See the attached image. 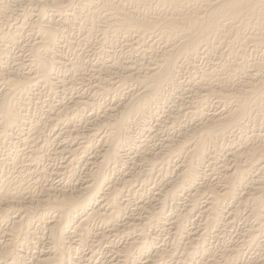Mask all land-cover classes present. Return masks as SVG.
I'll return each instance as SVG.
<instances>
[{
  "label": "bare ground",
  "instance_id": "bare-ground-1",
  "mask_svg": "<svg viewBox=\"0 0 264 264\" xmlns=\"http://www.w3.org/2000/svg\"><path fill=\"white\" fill-rule=\"evenodd\" d=\"M6 1V0H5ZM10 1V0H9ZM28 1V0H27ZM30 1V0H29ZM33 1V0H32ZM74 1V0H73ZM119 1V0H117ZM123 1H127V3H132L134 2L138 8L139 7H143L146 4H150L152 1H154L153 5L156 7H162L161 11L162 13H157L154 15H149L147 12H145L143 10L140 11L142 13H138L137 11H130V10H126L124 9V5L122 6V2ZM122 2L118 3L114 0H78L79 6H82L84 8L87 7L88 12L84 15L83 18L90 20L94 22V19H96L97 17H102L108 27V29H105L106 31H110L112 34H120L123 33L122 36H124V34L128 35V33H135V39L138 41V43H140L139 45H142L141 43L142 40L144 41L145 37H151L157 40H161L163 41L161 44L163 45L161 51L159 53H155L156 55L151 56L150 60L147 62V64H145L146 66V70H141V69H137L134 68L136 62H134L132 64V61L129 62V64L125 65V62L123 65H125L124 67L126 68V71L124 70L123 72H120L121 74H119L118 78L119 81L117 82L116 80L118 78H115L116 82L115 85L119 88L124 87V84H127L128 87L130 85H133V83L135 82L134 86L139 84V86H137L138 88H136L135 86V90L130 89V90H134V91H127L131 92L130 96L127 97V100L122 104H119V108L116 112V110L114 111L113 105L112 108L109 107V109L103 113V115L99 114L98 119H96L93 123L94 127L93 130L94 132L92 133V136L94 137H98V141L100 142L101 146L103 147L101 150H98L96 155L99 154L100 156V160L97 161V163L95 164V169L94 170H90L89 173L81 180L77 179L78 182L74 183V186L71 185V188L67 189L66 186L64 185H55L52 182H47L46 184H42L40 185L39 181L40 180H36L34 177H30V175L32 174L33 170L36 168H34L29 174L21 175V170L17 171V169H24L26 167L23 166V162L25 161H29L30 163H32L34 161V159H36L37 157H41L38 156V154L40 153L41 149L43 147H41L39 145V143L37 142L38 138L40 139V136L42 135L41 132V128L40 125L38 126L37 121L38 120H34L35 121H30V122H26L25 118L26 116H24V114L22 113V110L19 109L20 107L17 106V103L19 105V102L15 101L16 95H21L24 93H26V90H29L28 87L30 86V84H35L36 83L40 85V83L44 84L45 86H47L46 88H53L54 85H56V79L54 77V69H56L55 67L57 66V64L61 63L65 65V63H63L62 59L61 61H59L58 59V54L57 52L59 50H56L57 46V42H58V35H57V28L55 27V23H53V18L51 20H46V14H48L46 12V9H52L53 12L56 11V13L60 14L61 16L63 15V13L65 11H67V8L69 7V4L71 0H34V4L31 6L33 7V10L36 8H34V6H37V12L34 13L35 15V19L31 20L32 22V27H34V31L37 30V33H39V40L33 42L32 44H30V52L28 51V53L30 54L31 57V62L34 66V68L32 69V72L27 69L26 71H29L30 73H22L21 74L18 73L17 74H11V72L7 73L6 75V81L4 82L6 85L7 90L5 91V93L1 96L0 94V147L6 143L5 138L7 137L8 139V135H10L9 133H13L14 130H16L15 132H17V130L19 131H23L25 134V137H23V143L24 144H28V143H32L30 145H28V147L30 146V148L27 150V158L24 159L25 157H23L24 160H22L23 162L20 164V167L16 168L17 173L15 175H11L14 174L11 173V176H5V177H1L0 178V264H25V254H26V249L27 247H30V245H35V246H42V242L40 241V238L38 240V235L36 238H34V233H32L30 228V224L33 223H25V221L23 220V217L21 220H13L10 224H7V218L10 216L11 213H15L18 211V213L21 211L19 209H22L25 213L26 216L33 212L35 209H38V211L40 210L41 212L38 213L37 217L38 220H35L34 223H36L37 221H40L41 224L43 225H47L46 227H48L49 232L48 235H50V239L48 241V246H47V252L42 253L41 255H38L34 258H32L29 262V264H66V262L70 261L71 255L73 253V250H75L73 248V245H75V248L77 246L80 247H86L87 248H91L97 244H101L106 242V239H108L107 237L105 238V231L102 232H97L94 231L95 229H92V227L90 225V223H93L94 221H96L98 224H100L103 227H106L109 229L110 232L112 233H119L127 235L126 238L129 236L128 233L129 230L131 229H135L134 228V221L135 216H137L135 213L136 212H142V213H146L144 215L143 218L144 220L146 219V222L148 223L147 220L150 221L151 218L153 217H160V212H161V208L159 210H155V208H150L149 207V203L148 205H143L140 206L138 204V206H135L133 209H131V207H128V203H129V199L124 198L125 196V185H131V183H133L134 180H137V177L140 176L139 180L142 181H146L148 180V178L152 175V169L154 170V167H159L157 168L159 172L157 174H161V172L159 170H168L169 169V160H172L171 158L173 156H178L180 158H182L181 162V166L180 170L178 171V173L175 176H170L169 179H167V181L164 184V187L162 188L163 191L160 192V195H163V197L165 196L166 198L168 197L169 200H173L175 201L174 203L178 202L181 198H185L188 203H189V208H186L185 212H180L179 214H175L176 216L171 219L168 220L169 225L167 226V230L168 227H170L173 230L174 236L177 235L179 236L178 239H173V243L171 241V247L169 249L164 248V246L162 245L163 248H157L156 250L154 249L153 252H149L147 253L145 257V260L143 262V264H156L158 261L164 260V259H175V264H191L193 261H196L195 264H237L235 263L236 259L239 257V253L240 250L239 247L234 246V247H229L227 249H223L221 250L220 253V258H211L210 257V246L207 243V239H206V235H208L207 233L212 229L215 228V230H218L216 228L221 227L222 225L225 226V228L229 225H227V223L231 222V220L229 222H224V217L226 215H230L235 216L237 214H235L237 212V209H239L238 207L241 205L243 207L242 204H250V210L248 213V216L254 217L255 221H256V226L255 228H250L249 227L246 229L245 234L246 236L249 238L248 241L249 242H245L243 241V244H251L254 245L256 247V249L260 252H262V250L264 251V237L263 239H261L260 235L264 234L262 233L264 231V141L258 138V136L260 135L258 132L257 135L254 134H249L244 136L243 138V149L241 150H232L230 153V156L232 158H230L231 165H227L226 163H228L227 161L225 163H220V165L216 166V168H211L212 169H217L220 170V172L222 173L221 178L218 176V178H220V180L216 183L212 182H203L201 179V183H195L196 180L198 179V177L200 176V170L202 172V168L200 167L201 164L204 163L205 160V156L206 154H208V146L210 144L216 145V147H220L219 142L223 141L225 139V137H227L226 135L231 132V134L235 131V130H243V128H245L244 125H246V122L244 123V121H246L247 119L249 120V118H252L254 116H259V115H263L264 113V63L260 62V63H256L255 65H251L249 68L250 71L245 74L247 76H242V80H239L237 83H235V85L229 81H221L223 79H221L220 77V83H215L216 79L215 77L218 75V77L220 76L219 73H223V67H219L220 69H214V68H210L209 69H199V71L194 73L196 74L197 80L196 82L192 79L190 81H194L193 83H196V87H200L205 91V95H203L201 92H199L200 94H202L203 96L201 97V95L199 97H201V100H194L196 101L195 104V108L191 111L193 112L196 117L199 119V122L197 124V129L196 131L194 130V133L189 134L186 133L185 135L181 134L182 132L178 134H174L175 136H177L176 138H171V134L167 136L169 138L167 139H159L160 141V147H162V145H164L163 148L161 149H157L154 148V144H150L149 145V139H144L141 142H139L138 144H136V146H134V148H131L134 150V154H130L129 156L128 153L126 155V158L128 157V162L132 163L133 165H136L138 162L142 163L141 167L138 169L137 172H134L135 174L132 176V172L134 171V169H136V167L133 169V171L130 172L129 177H125L124 178L121 176H123L121 173L120 178L117 176L115 178H117V180H108L107 178H105L102 173H100L102 171V168L104 169V166L109 165L108 163L111 162L113 167L116 168L118 166H122V164H124L125 160V155L123 153L120 152L119 150V146L118 143L121 139L120 137L124 134H126L127 136H125L126 140L124 139V142H127L128 144H126L128 147L130 146V142H134L130 137L129 133L131 132L129 129V124L135 120H138V117L140 118V116H142L144 113H148L149 109L152 107V105L154 103H156L159 99V96L161 93H163L162 91L168 87L170 88V86L172 85L173 79L175 80L176 77V69H177V62L182 58V60L185 59V61H190V60H195V58H198L200 56V51L202 50V48L205 49V51L203 53L206 54V51L211 50L210 48H212V44L217 41L219 39V36H223L224 34H230L233 33V37L235 38H239L242 33L241 30L242 29H250L252 28L249 32V35H251V37L248 35V37L252 38L251 41L253 40L254 44L256 46H259L261 49V46L264 45V37L262 35V31L264 30V0H123ZM3 3V2H2ZM10 3V2H9ZM26 3V2H25ZM30 5L31 3L28 2ZM33 3V2H32ZM126 3V2H125ZM126 3V4H127ZM14 5V4H13ZM21 5V4H20ZM135 5V6H136ZM151 5L150 8L153 6ZM68 6V7H67ZM133 6V3H132ZM131 6V7H132ZM12 7V6H11ZM147 7H149L147 5ZM8 8V7H7ZM10 8V7H9ZM81 8V7H80ZM82 8V9H84ZM137 8V7H136ZM142 8V9H143ZM149 8V9H150ZM148 9V8H147ZM11 10V9H10ZM14 10V8H13ZM51 10V11H52ZM72 10V9H71ZM137 10V9H135ZM141 10V9H140ZM151 10V9H150ZM160 10V9H159ZM1 11V8H0ZM25 11V9H24ZM85 11V10H84ZM139 11V10H138ZM70 12V11H69ZM81 12V11H80ZM4 13V11H3ZM21 13V12H20ZM46 13V14H45ZM67 13V12H66ZM73 13V12H72ZM84 13V12H83ZM65 14V13H64ZM80 14V13H79ZM102 14V16H101ZM25 15V14H24ZM23 14H21V16H24ZM27 15V14H26ZM52 15V14H51ZM50 15V16H51ZM67 15V14H66ZM75 15V14H74ZM73 15V16H74ZM16 16V15H15ZM18 16V15H17ZM53 16V15H52ZM64 16V15H63ZM69 16V15H68ZM3 17L4 14H3ZM8 17V16H7ZM56 17V16H54ZM60 17V16H59ZM67 17V16H66ZM77 17V16H76ZM13 18V17H11ZM17 18V17H16ZM24 19V17H22ZM58 18V17H57ZM56 18V19H57ZM72 18V15H71ZM74 18V17H73ZM9 19V17H8ZM7 19V21H9ZM67 19V18H65ZM70 19V18H69ZM6 20V19H4ZM18 20H22L19 19L18 16ZM75 20V19H74ZM102 20V19H100ZM6 22V26L7 24H11V23H7ZM17 21V20H16ZM58 21V19H57ZM71 21V20H70ZM98 21V20H97ZM14 22V21H13ZM24 22V20L22 21ZM54 22L55 19H54ZM81 22V21H80ZM83 22V20H82ZM86 22V20L84 21ZM100 22V21H99ZM16 23V22H15ZM19 23V22H17ZM27 23V22H26ZM25 23V24H26ZM30 23V22H29ZM57 23V22H56ZM66 23V20H65ZM68 23V22H67ZM96 23V22H95ZM104 23V22H103ZM13 24V23H12ZM21 23L15 24L16 26L14 27L15 29H13L14 31L11 30V32H5L4 28L6 26H4V24H2V27L4 26V28L1 27V16H0V42L3 40H1L2 37H4L5 39H8V42L13 43L14 40L17 38L16 36H18L17 34H21L20 32L22 31V26L20 25ZM84 24V23H83ZM82 24V25H83ZM88 25V24H87ZM28 26V24L26 25ZM73 26V25H72ZM81 26V25H79ZM92 25L90 24V27ZM103 26H105V24H103ZM12 27V25H11ZM31 27V28H32ZM97 27V26H96ZM22 28V29H21ZM94 28V27H93ZM9 29V28H8ZM8 29H6V31H8ZM26 29V28H25ZM33 29V28H32ZM85 29V28H84ZM89 29V28H88ZM10 30V29H9ZM29 30V29H28ZM82 30V29H81ZM94 30V29H92ZM27 31V30H26ZM24 31V32H26ZM33 31V32H34ZM23 32V33H24ZM32 32V33H33ZM4 33H6L5 36ZM29 34H31L30 32H28ZM108 33V32H106ZM26 34V33H25ZM36 34V32H35ZM109 34V33H108ZM106 34V36L108 35ZM28 35V34H26ZM79 35V34H78ZM125 35V36H126ZM22 36V34H21ZM20 36V37H21ZM37 36V35H35ZM114 36V35H113ZM119 37V35H117ZM27 37V36H26ZM102 37V36H101ZM133 37V36H130ZM227 37V36H226ZM129 37H126L125 39L127 40ZM133 38V40H134ZM222 38V37H221ZM220 38V39H221ZM34 39V37H33ZM122 39V38H121ZM130 39V38H129ZM128 39V41H129ZM151 39V45L149 47V49H151V47L153 46L152 41L155 40ZM247 39V38H246ZM66 40V39H65ZM68 40V39H67ZM88 40V39H87ZM110 40V38H109ZM135 40V41H136ZM249 40V39H248ZM5 40H3L4 42ZM20 41V40H19ZM61 41V40H59ZM84 41V39H83ZM107 41V40H106ZM136 41V42H137ZM141 41V42H139ZM149 41V38L148 40ZM155 41V42H156ZM96 42V41H95ZM18 43V42H17ZM16 43V44H17ZM77 43V42H76ZM130 43V42H128ZM252 43V44H253ZM3 44V43H1ZM15 44V43H14ZM103 44V42L101 43V45ZM127 44V43H126ZM125 44V46H126ZM145 44V41L144 43ZM6 45V44H5ZM29 45V42H28ZM131 46H134V44L131 42L130 43ZM138 45V44H137ZM214 45V44H213ZM254 45V46H255ZM59 46V45H58ZM64 46V45H63ZM103 46V45H102ZM145 46V45H144ZM143 46V47H144ZM157 46V45H156ZM28 47V46H27ZM97 47V46H95ZM142 47V48H143ZM214 47V46H213ZM218 47V46H217ZM256 47V48H259ZM22 48V47H20ZM19 48V49H20ZM26 48V47H24ZM75 48V47H74ZM130 48V46H129ZM136 48V45H135ZM27 49V48H26ZM77 49V48H76ZM101 49V48H100ZM128 49V48H127ZM138 49V47H137ZM136 49V51H137ZM141 49V48H140ZM147 49V48H146ZM144 49L143 52L146 50ZM264 49V47H263ZM1 50V48H0ZM63 50V49H62ZM129 50V49H128ZM132 50V49H131ZM135 50V49H134ZM140 51V50H139ZM147 51V50H146ZM145 51V52H146ZM203 51V50H202ZM201 51V54H203ZM1 52V51H0ZM142 52V53H143ZM79 54V53H78ZM108 54V53H107ZM141 54V53H140ZM147 54V53H146ZM151 54V53H150ZM154 54V53H153ZM4 55V54H3ZM9 55V54H8ZM19 55V54H18ZM126 55V54H125ZM143 55V54H142ZM145 55V54H144ZM152 55V54H151ZM221 55V54H220ZM60 56V54H59ZM84 56V55H83ZM100 56V55H99ZM198 56V57H197ZM23 57V55H22ZM29 56H27L26 58H28ZM219 57V56H218ZM8 58V57H7ZM15 57H13L14 59ZM184 58V59H183ZM20 59V58H19ZM24 59V58H23ZM30 59V58H29ZM66 59V58H65ZM138 59V58H137ZM146 59V58H145ZM149 59V58H147ZM5 60V59H4ZM16 60H18L16 58ZM27 60V59H26ZM98 60V59H97ZM135 60V59H134ZM20 61V60H19ZM19 61H17L18 63H20ZM24 61V60H23ZM67 61V60H66ZM70 61V60H69ZM111 61V60H109ZM114 61V60H112ZM119 60H116V62ZM137 61H140L137 60ZM146 61V60H145ZM184 61V62H185ZM3 62V61H2ZM17 62H15L17 64ZM29 62V61H28ZM108 63V61H106ZM105 62V63H106ZM115 62V61H114ZM114 62H112L114 64ZM115 62V63H116ZM121 62V61H120ZM121 62V63H123ZM127 62V63H128ZM141 62V61H140ZM194 62V61H193ZM192 62V63H193ZM104 63V64H105ZM118 63V62H117ZM120 63V65H122ZM223 63V62H222ZM231 63V62H230ZM229 63V64H230ZM22 64V62L20 63ZM72 65L70 66L72 68V70L74 71V75L73 77L71 76V80H75V76L76 73L79 71V66L73 63H71ZM78 64V63H77ZM110 63H108L109 65ZM113 64H111L113 66ZM119 64V63H118ZM143 64V62H142ZM180 64V63H179ZM182 65L184 63H181ZM237 63H234L233 65H228L230 70L227 71V74L230 71H232L233 68H237L238 65H235ZM13 65V64H12ZM23 65V64H22ZM28 65V64H27ZM60 65V64H59ZM107 65V66H108ZM221 65V63H220ZM250 65V64H249ZM248 65V66H249ZM19 66V65H17ZM16 66V68H17ZM24 66V65H23ZM26 66V65H25ZM24 66V67H25ZM30 66V65H29ZM103 66V64H102ZM106 66V64H105ZM106 66V67H107ZM110 66V65H109ZM117 66V65H116ZM115 66V67H116ZM214 66V65H213ZM212 66V67H213ZM222 66V65H221ZM2 67V66H1ZM19 67H22L21 65ZM27 67V66H26ZM66 67L63 66L62 68ZM68 67V68H70ZM114 67V66H113ZM119 67V66H118ZM123 67V66H122ZM123 67V68H124ZM216 67V66H215ZM218 67V66H217ZM253 67V69H252ZM61 68V67H60ZM122 68V69H123ZM140 68V67H139ZM179 68V67H178ZM239 68V67H238ZM241 68V67H240ZM19 69V68H17ZM21 69V68H20ZM19 69V70H20ZM81 69V68H80ZM92 69V68H91ZM90 69V70H91ZM96 69V68H95ZM104 69V68H103ZM110 69V68H108ZM112 69V68H111ZM142 69H144L142 67ZM222 69V70H221ZM247 69V68H246ZM6 70V69H5ZM24 70V68H23ZM68 70V69H67ZM72 70H70L72 72ZM88 70V71H90ZM101 70V69H100ZM107 70V69H105ZM118 70V69H116ZM185 70V69H184ZM221 70V72H220ZM225 70V69H224ZM239 70V69H238ZM10 71V70H9ZM83 71V70H82ZM81 71V72H82ZM85 71V70H84ZM99 71V70H98ZM113 71V70H112ZM122 71V70H121ZM178 71V70H177ZM2 72V71H1ZM102 72V71H101ZM96 73L97 75L101 74ZM108 72V71H107ZM89 73V72H88ZM94 73V72H93ZM91 73V74H93ZM113 73V72H112ZM119 73V71H118ZM241 73V72H240ZM2 74V73H0ZM79 74V73H78ZM85 74V73H84ZM90 74V73H89ZM106 74V73H105ZM110 74V73H109ZM224 74V73H223ZM228 74V75H229ZM233 74V73H232ZM231 74V75H232ZM242 75L244 73H241ZM61 75V74H60ZM80 75V74H79ZM82 75V74H81ZM86 75V74H85ZM96 75V74H95ZM95 75H92L95 77ZM4 76V75H3ZM57 76V75H56ZM104 76V75H103ZM117 76V75H116ZM234 76V75H233ZM2 77V75H1ZM88 77V76H87ZM98 77V76H97ZM109 77H111V75H109ZM108 77V78H109ZM114 77V76H113ZM112 77V78H113ZM232 77V76H231ZM4 78V77H3ZM65 78V77H64ZM70 78V77H69ZM79 79V77L76 76V79ZM83 78V75L81 76V79ZM90 79L92 78L91 75L89 77ZM99 78V77H98ZM104 78V77H103ZM111 78V79H112ZM177 78V77H176ZM191 78V77H190ZM217 78V77H216ZM1 79V78H0ZM68 79V78H67ZM80 79V80H81ZM109 78V81L107 80V84H102L101 79H99L100 81L96 84L97 89L99 88L100 90L103 89L105 91H111L112 92V86H110L109 84L113 83L110 82L111 80ZM215 79V80H214ZM219 79V78H218ZM217 79V81L219 82V80ZM230 79V78H228ZM238 79H241V77H239ZM4 80V79H3ZM64 80V79H63ZM85 80V79H84ZM95 80V79H93ZM105 80V81H106ZM227 80V79H225ZM59 81H61L59 79ZM76 81V80H75ZM86 81V80H85ZM96 81V80H95ZM94 81V82H95ZM104 81V79H103ZM113 81V80H112ZM58 82V81H57ZM66 81H64L65 83ZM67 82H69V79L67 80ZM71 82V83H73ZM80 82V81H79ZM84 82V81H83ZM91 82V81H90ZM87 83V84H90ZM175 82V81H174ZM173 82V83H174ZM61 84L63 82H60ZM63 83V84H64ZM68 84L69 85L71 84ZM78 83V81H77ZM86 83V82H85ZM104 83V82H103ZM190 83V82H189ZM1 84V83H0ZM60 84V85H61ZM62 84V85H63ZM84 84V83H83ZM114 84V83H113ZM180 84V83H179ZM73 85V84H72ZM77 85V84H76ZM80 85V83H79ZM112 85V84H111ZM113 85V86H115ZM190 85V84H189ZM193 86V84H191ZM190 85V86H191ZM2 86V84H1ZM4 86V85H3ZM32 86V85H31ZM57 86V85H56ZM75 86V85H74ZM82 86V85H81ZM94 86V84H93ZM179 86V85H178ZM189 86V87H190ZM195 86V85H194ZM61 87V86H60ZM72 87V86H71ZM116 87V89H117ZM126 87V86H125ZM124 87V88H125ZM172 87V86H171ZM36 88V87H35ZM55 88V87H54ZM91 88L92 85H91ZM127 88V87H126ZM176 88V87H175ZM181 88V86H180ZM197 88V89H198ZM200 88L198 90H200ZM43 89V88H42ZM63 89V86L62 88ZM95 89V88H94ZM123 89V88H122ZM121 89V90H122ZM178 89V88H177ZM176 89V90H177ZM190 89V88H189ZM192 89V88H191ZM201 89V90H202ZM39 90V89H38ZM49 90V89H48ZM52 90V89H51ZM67 90V89H66ZM69 90V88H68ZM102 90V92H104ZM186 90V89H185ZM183 90V91H185ZM195 90V89H194ZM2 91V90H1ZM46 91V89H45ZM60 91V89H59ZM92 91V90H91ZM94 91V90H93ZM98 92V90H95ZM115 91V90H113ZM119 91V90H118ZM188 91V90H187ZM192 91V90H191ZM190 91V92H191ZM4 92V91H3ZM28 92V91H27ZM34 92V91H33ZM61 92H63L61 90ZM79 92V91H78ZM101 92V91H99ZM101 92V93H102ZM110 92V94H111ZM188 92V93H190ZM197 92V90H196ZM197 92V93H198ZM1 93V92H0ZM40 93V92H39ZM55 93V91H54ZM81 93V92H80ZM107 93V92H106ZM113 93V92H112ZM187 93V92H186ZM193 93V92H192ZM191 93V94H192ZM196 93V94H197ZM204 93V92H203ZM56 94V93H55ZM65 94V93H63ZM77 94V93H76ZM82 94V93H81ZM99 94V93H98ZM180 94V93H179ZM195 94V93H194ZM59 95V93H58ZM78 95V94H77ZM95 95V94H94ZM114 95V94H113ZM128 95V94H127ZM126 95V96H127ZM214 96L215 98H217L219 100V103L221 102H231V105L228 106V108L224 107L226 105H222V107H224L223 109H221V111L219 110V112H212L210 115H206V111L205 109L207 108H200V105H203L206 101L207 98H209L208 96ZM51 96V95H50ZM60 96V95H59ZM170 96V95H169ZM195 95H193L194 97ZM22 97V96H21ZM20 97V98H21ZM25 97V96H24ZM30 97V96H29ZM62 97V96H61ZM70 97V96H69ZM78 97V96H77ZM82 97V96H81ZM84 97V96H83ZM91 97V95H90ZM89 97V98H90ZM189 97V95H188ZM190 96V103L193 101L191 100V98H193ZM197 97V95H196ZM195 97V98H196ZM48 98V97H47ZM66 98V97H65ZM79 98V97H78ZM126 98V97H125ZM183 98V97H182ZM185 98V97H184ZM183 98V99H184ZM19 99V98H18ZM23 99V98H22ZM25 99V98H24ZM30 99V98H29ZM61 99V98H60ZM67 99V98H66ZM72 99V98H71ZM83 99V98H82ZM81 99V101H82ZM85 99V97H84ZM94 100L96 98H93ZM124 99V98H123ZM122 99V100H123ZM189 99V98H188ZM21 100V99H20ZM62 100V99H61ZM75 100V99H74ZM112 100V99H111ZM178 100V99H177ZM213 100V99H212ZM79 100L76 99L75 103H77ZM90 101V100H89ZM88 101V102H89ZM179 101V100H178ZM184 101V100H182ZM187 100H185L184 103H186ZM209 101V100H208ZM221 101V102H220ZM73 102V101H72ZM85 103L87 102L84 101ZM83 102V103H84ZM92 102V101H91ZM204 102V103H203ZM214 101H212L213 103ZM215 102H217L215 100ZM214 102V103H215ZM27 103V102H26ZM35 103V102H34ZM64 103V102H63ZM74 103V104H75ZM189 101L188 104L190 105ZM209 103V102H208ZM211 103V101H210ZM59 104V103H58ZM65 104V103H64ZM63 104V105H64ZM69 104V103H68ZM87 104V103H86ZM92 104V103H91ZM108 104V103H107ZM180 104V103H179ZM178 104V105H179ZM217 104V103H216ZM224 104V103H222ZM229 105V103H227ZM22 105V104H20ZM52 106V104H50ZM67 105V104H66ZM80 105V104H79ZM78 105V106H79ZM97 105V104H96ZM95 105V106H96ZM174 105V104H173ZM176 105V106H178ZM193 105V104H192ZM210 105V104H209ZM48 106V105H47ZM50 106V107H51ZM54 106V103H53ZM52 106V107H53ZM65 106V105H64ZM62 106V107H64ZM71 106V105H70ZM72 107L67 106V110L69 109V112L72 111L70 110L73 109ZM84 106V105H83ZM86 106V105H85ZM105 106V105H104ZM111 106V105H110ZM115 106H117L115 104ZM171 106V105H170ZM187 106V105H186ZM206 106V105H205ZM213 106V105H212ZM216 106V105H215ZM214 106V107H215ZM218 106V104H217ZM221 107V105H219ZM51 107V108H52ZM61 107V106H60ZM69 107V108H68ZM75 107V106H74ZM77 107V105H76ZM88 107V106H86ZM90 107V106H89ZM93 107V106H92ZM103 107V106H101ZM108 107V106H107ZM118 107V106H117ZM183 107V105H182ZM188 107V106H187ZM191 107V106H189ZM211 107V106H210ZM213 107V108H214ZM29 108V107H28ZM66 108V106H65ZM79 108V107H78ZM77 108V109H78ZM81 108V106H80ZM84 108V107H83ZM176 108V107H175ZM179 108V109H178ZM177 109L180 110V106ZM212 108V109H213ZM218 108V107H217ZM58 109V108H57ZM82 109V108H81ZM99 109V108H98ZM105 109V108H103ZM111 109V110H110ZM48 110V109H47ZM44 111L45 112L47 111ZM56 108L54 109L55 112ZM66 110V109H65ZM64 110V112H65ZM76 110V108H75ZM95 110V109H94ZM93 110V111H94ZM102 110V109H101ZM100 110V111H101ZM173 110V109H172ZM52 112V110H50ZM61 111H63V108H61ZM57 112V113H53L55 114L54 116L51 115L50 118H46V123L44 122V127L45 124H47L49 127H53V128H57L56 126H58V123H60V119L61 116L64 114V112ZM77 111V110H76ZM79 111V110H78ZM81 111V110H80ZM104 111V110H103ZM116 112V114L114 112ZM162 111V110H160ZM189 111L190 110H186ZM184 111V112H186ZM212 111V110H211ZM218 111V110H217ZM42 112V111H41ZM84 112V111H82ZM91 112V111H90ZM89 112V113H90ZM102 112V111H101ZM166 112V111H164ZM172 112V111H171ZM183 112V111H180ZM179 112V113H180ZM263 112V113H262ZM50 113V112H48ZM63 113V114H62ZM68 113V111H66L65 115ZM73 113V112H72ZM77 113V112H76ZM79 113V112H78ZM81 113V112H80ZM95 113V112H94ZM92 113V114H94ZM96 113H99L96 110ZM174 113V112H173ZM177 113V112H176ZM191 114V116H195L194 114ZM91 114V115H92ZM151 114V113H150ZM163 114V113H162ZM165 115V113L162 115ZM169 114V113H168ZM184 114V113H183ZM183 114H181L182 116H184ZM188 114V112H187ZM209 114V113H208ZM84 115V113H83ZM96 115V114H95ZM186 115V114H185ZM44 116V115H42ZM47 116V115H46ZM49 116V115H48ZM80 116V115H79ZM89 116V115H88ZM94 116V115H93ZM146 116V115H144ZM143 116V118H145ZM167 116V115H166ZM170 116H175V115H170ZM180 116V114L178 115ZM175 116V117H178ZM189 116V115H188ZM187 116V117H188ZM66 117V116H64ZM77 117V116H76ZM82 117V114H81ZM85 117V116H84ZM82 117V119L84 118ZM90 117V116H89ZM88 117V118H89ZM95 117V116H94ZM93 117V118H94ZM148 117V116H147ZM160 117V115H159ZM164 117V116H163ZM185 117V116H184ZM67 118V117H66ZM80 118V117H79ZM92 118V119H93ZM142 118V117H141ZM157 118V117H156ZM155 118V119H156ZM169 118V117H168ZM192 118V117H191ZM190 118V120H191ZM256 118V117H255ZM260 118H262L260 116ZM32 119V118H31ZM40 119V118H37ZM43 119V118H42ZM45 119V118H44ZM69 119V118H68ZM68 119H63V121L68 120ZM86 119V118H84ZM163 118H160V120ZM172 119V118H171ZM169 119V121L171 120ZM175 119V118H174ZM172 119V120H174ZM179 119V118H177ZM176 119V120H177ZM182 119V118H181ZM254 120V118H252ZM259 119V117L257 118V120ZM264 119V118H263ZM41 120V119H40ZM38 122H41V121ZM80 120V119H79ZM91 120V118H90ZM143 119H140V122ZM148 120V119H147ZM145 120V121H147ZM158 120V119H157ZM159 120V121H160ZM193 120V119H192ZM261 120V119H259ZM29 121V120H28ZM83 121V120H82ZM158 121V123H159ZM163 121H165L163 119ZM67 122V121H66ZM87 122V121H84ZM89 122V121H88ZM91 122V121H90ZM144 124V120L142 121ZM161 122V121H160ZM167 122V121H166ZM164 122V123H166ZM177 122V121H176ZM184 122V121H183ZM187 122V120H186ZM194 122V121H193ZM136 123V122H135ZM162 123V122H161ZM163 123V124H164ZM264 123V120H263ZM43 124V123H42ZM65 125V122L63 123ZM71 124V123H70ZM157 124V122H156ZM172 124V123H171ZM174 124V123H173ZM172 124V125H173ZM194 124V125H195ZM46 125V126H47ZM62 125V126H64ZM73 125V124H72ZM90 125V124H89ZM131 125V124H130ZM136 125V124H135ZM159 125V128L162 126ZM165 125V124H164ZM175 125V124H174ZM47 126V127H48ZM66 126V125H65ZM87 126V125H86ZM92 126V125H91ZM138 126V125H137ZM143 126V125H142ZM47 127H45L47 129ZM73 127V126H72ZM75 127V126H74ZM82 127V126H81ZM80 127V128H81ZM88 127V126H87ZM146 127V126H145ZM164 128V126H162ZM171 127V126H170ZM174 127V126H172ZM171 127V129H173ZM195 127V126H194ZM65 128V127H64ZM61 128L57 130L53 129L51 130L52 132L55 130V135H53V137L57 140V138L62 137V139L66 136V135H70L72 132V130H69L68 127H66L65 129ZM71 128V127H70ZM79 128V127H78ZM84 128V126H83ZM90 128V127H89ZM101 128H106V130L104 131V133H102L101 131H97ZM143 128V127H142ZM147 128V127H146ZM152 127H149V129L151 130ZM166 128V127H165ZM169 128V127H168ZM193 128V127H192ZM196 128V127H195ZM75 128H73L74 130ZM134 129V128H133ZM145 129V128H144ZM50 130V129H49ZM48 130V131H49ZM78 130V129H77ZM88 130V129H87ZM90 130V129H89ZM92 130V131H93ZM103 130V129H102ZM142 130V129H141ZM148 130V129H145ZM143 130V131H145ZM154 130V129H153ZM167 130V129H165ZM245 130V129H244ZM46 131V130H45ZM50 132V134H52ZM78 131H81L78 130ZM91 131V132H92ZM160 131V129H159ZM158 131V132H159ZM169 131V130H168ZM246 131V130H245ZM244 131V132H245ZM253 130H251L252 132ZM75 132V131H74ZM90 132V133H91ZM152 132V131H151ZM150 132V133H151ZM156 133V131H153V133ZM172 132V131H171ZM177 132V131H176ZM175 132V133H176ZM240 132V131H239ZM238 132V134H240ZM20 133V132H19ZM43 133V132H42ZM77 133V132H76ZM75 133V134H76ZM80 133V132H79ZM128 133V134H127ZM161 134L163 132H160ZM247 133V131H246ZM264 133V132H262ZM14 134V133H13ZM17 134V133H16ZM21 134V133H20ZM41 134V135H40ZM45 134V133H44ZM74 134V136H75ZM83 134V132H82ZM80 134V135H82ZM102 134V135H100ZM167 134V133H166ZM172 134V135H173ZM195 134V135H194ZM236 134V133H235ZM48 135V134H47ZM45 137H48V136ZM88 135V134H87ZM90 135V134H89ZM140 135V134H138ZM154 135V134H153ZM152 134L150 136H153ZM157 135V134H156ZM229 135V134H228ZM12 136V135H11ZM17 136V135H16ZM20 135H18L19 137ZM43 136V135H42ZM71 136V135H70ZM78 136V135H77ZM77 136L76 139H77ZM85 136V135H84ZM90 135V138L92 137ZM149 136V135H148ZM160 136V134H159ZM174 136V137H175ZM236 136V135H235ZM17 137V139H18ZM79 137V136H78ZM82 137V136H81ZM79 137V138H81ZM88 138V136H85V138ZM147 137L143 135V138ZM162 137V136H161ZM173 137V136H172ZM12 138V137H10ZM52 138V136H51ZM50 138V139H51ZM69 138V137H68ZM70 138H74V137H70ZM84 138V139H85ZM90 138L88 139V141H90ZM141 138V137H140ZM142 138V139H143ZM151 138V137H149ZM157 139V137H155ZM160 138V137H159ZM194 138V139H193ZM264 138V137H263ZM13 139V138H12ZM42 139V138H41ZM49 139V141H50ZM53 139V138H52ZM60 138V140H62ZM92 139V138H91ZM96 139V138H95ZM94 139V140H95ZM153 139V138H152ZM191 139H193L191 141ZM233 139V137H232ZM242 139V138H241ZM54 140V139H53ZM69 140V139H68ZM75 140V139H74ZM83 140V138H82ZM140 140V139H139ZM239 140V139H238ZM20 141V140H19ZM41 141V140H40ZM43 141V140H42ZM71 141V140H69ZM77 141V140H76ZM84 141V140H83ZM136 141V140H135ZM152 142L154 140H151ZM164 141V143L162 142ZM259 141V142H258ZM8 142V141H7ZM9 142H11V140H9ZM16 142V141H15ZM46 142V141H44ZM48 142V141H47ZM60 142V141H59ZM87 142V140H86ZM90 142H93L90 141ZM95 142V141H94ZM156 142V141H154ZM241 142V143H242ZM21 143V144H23ZM43 143V142H42ZM51 143V141H50ZM57 143V142H56ZM67 143V142H65ZM80 143V142H78ZM77 143V144H78ZM84 143V142H83ZM89 143V142H88ZM97 143V141H96ZM151 143V142H150ZM232 143V142H231ZM237 143V142H236ZM20 144V143H19ZM45 144V143H44ZM53 144V142L51 143V145ZM60 144V143H58ZM71 144V143H70ZM67 144V145H70ZM90 144V143H89ZM120 144V143H119ZM122 144V143H121ZM120 144V145H121ZM218 144V145H217ZM13 145V144H12ZM18 145V142H17ZM54 145V144H53ZM65 145V144H64ZM75 145V144H74ZM79 144V148H75V150L72 148L71 150L73 151H69L71 152V155L76 156L77 153H79L80 151H84L85 149L82 150V148L86 147L85 144L82 145ZM91 145V144H90ZM93 145V144H92ZM135 145V142H134ZM156 145V144H155ZM242 145V144H241ZM27 146V145H26ZM25 146V148H26ZM45 146V145H44ZM50 146V144H49ZM55 146V145H54ZM57 146V145H56ZM63 146V144H62ZM89 146V145H88ZM122 146V145H121ZM125 146V145H124ZM14 147V146H13ZM18 147V146H16ZM24 147V146H23ZM46 147V146H45ZM66 147V146H65ZM69 147V146H68ZM66 147V148H68ZM84 147V148H85ZM96 146H94L95 148ZM126 147V146H125ZM131 147V146H130ZM129 147V149H130ZM215 147V149H216ZM48 148V147H47ZM50 148V147H49ZM54 148V147H53ZM63 147H61L62 149ZM88 148V147H86ZM124 148V147H123ZM127 148V147H126ZM214 148V147H213ZM227 148V147H226ZM232 147H230L231 149ZM239 148V147H238ZM22 145H21V148ZM59 149V150H61ZM65 149V148H63ZM121 149V148H120ZM234 149V148H233ZM240 149V148H239ZM1 150V149H0ZM47 149H45L46 151ZM53 150V149H52ZM57 150V151H59ZM96 150V149H95ZM10 151V150H9ZM17 151V149H16ZM24 151V150H23ZM49 151V150H47ZM56 151V152H57ZM92 151V150H91ZM89 149V153L91 152ZM125 151V149H124ZM130 150H128L129 152ZM230 151V150H229ZM3 152V151H2ZM26 152V150H25ZM42 152V151H41ZM63 152V151H62ZM61 152V153H62ZM68 152V153H69ZM94 152V150H93ZM93 152L91 153L92 157H93ZM127 152V151H126ZM216 152V151H215ZM227 152V151H226ZM15 153V152H14ZM18 153V152H16ZM24 153V152H23ZM46 153V152H45ZM52 153V152H51ZM60 153V152H59ZM66 152H63V155ZM225 153V152H224ZM48 154V153H47ZM55 154V153H54ZM82 154V153H81ZM88 154V153H86ZM215 154V153H214ZM229 154V153H228ZM16 155V154H15ZM19 157V153L17 154ZM16 155V156H17ZM57 155V154H56ZM67 155V154H66ZM65 155V156H66ZM85 155V153H84ZM84 155H79L83 156ZM90 155V154H89ZM95 155V154H94ZM180 155V156H179ZM216 155V154H215ZM15 156V157H16ZM25 156V155H24ZM62 156V155H61ZM64 156V158H65ZM229 157V155H226ZM225 156V157H226ZM242 156V157H241ZM8 157L12 158L11 161V165L13 167L17 166L18 162L21 161V159H18L19 161L16 160V158H13L14 155H11ZM68 157V156H67ZM81 157V158H83ZM89 157V156H88ZM87 157V158H88ZM210 156H208L209 158ZM7 158V157H6ZM21 158V153H20V157ZM63 158V159H64ZM75 158V157H74ZM86 158V159H87ZM90 158V157H89ZM99 158V157H98ZM180 158H177L180 159ZM213 158L215 159V157L213 156ZM227 158V157H226ZM243 158V161L245 162V164H243V161L240 159ZM38 159V158H37ZM41 159V158H40ZM68 159V158H66ZM76 159V158H75ZM78 159V158H77ZM76 159V160H77ZM96 159V158H95ZM207 159V158H206ZM211 159V158H210ZM217 159V158H216ZM220 159V158H219ZM223 159V158H221ZM225 159V158H224ZM70 160L71 157H70ZM79 160V159H78ZM83 160V159H82ZM97 160V159H96ZM174 160V159H173ZM208 160V159H207ZM218 160V159H217ZM3 162V160H1ZM65 161V160H64ZM63 161V162H64ZM74 161V160H72ZM71 161V162H72ZM86 161V160H85ZM175 161V160H174ZM179 161V160H178ZM213 161V160H212ZM37 162V161H35ZM42 162V161H41ZM40 162V163H41ZM78 162V161H77ZM80 162V161H79ZM84 162V161H83ZM92 162V161H91ZM177 162V161H176ZM175 162V163H176ZM219 162V161H218ZM6 163V161L4 162ZM28 163V162H27ZM38 163V162H37ZM39 163V164H40ZM68 163V161H67ZM66 163V164H67ZM70 163V162H69ZM75 163V162H74ZM73 163V164H74ZM85 163V162H84ZM83 163V164H84ZM90 163V160L89 162ZM93 163H95L93 161ZM171 163V161H170ZM207 163V162H206ZM212 163V162H211ZM214 163V161H213ZM26 164V163H25ZM38 164V165H39ZM43 164V163H42ZM61 164V163H60ZM65 166H69L68 164ZM71 164V163H70ZM79 164V163H78ZM81 164V163H80ZM92 164V163H91ZM91 164H88L89 166ZM126 164V163H125ZM173 164V162H172ZM205 164V163H204ZM28 165V164H27ZM30 165V164H29ZM32 165V164H31ZM87 165V166H88ZM130 165V164H129ZM175 165V164H174ZM173 165V166H174ZM177 165V164H176ZM209 165V164H208ZM6 166V164H5ZM8 166V164H7ZM45 166V165H44ZM59 166V165H58ZM72 166V165H71ZM76 166V165H75ZM80 166V165H79ZM85 166V165H84ZM82 166V167H84ZM88 166V167H89ZM124 166V165H123ZM126 166V165H125ZM124 166V167H125ZM132 166V165H131ZM172 166V167H173ZM179 166V164H178ZM177 166V167H178ZM203 166V165H202ZM213 166V165H212ZM34 167V166H33ZM47 167V165H46ZM49 167V165H48ZM47 167V168H48ZM57 167V166H56ZM60 167V166H59ZM63 167V165H62ZM78 167V166H77ZM86 167V166H85ZM84 167V168H85ZM112 167V166H111ZM134 167V166H133ZM171 167V166H170ZM176 167V168H177ZM208 167V166H207ZM206 167V168H207ZM245 167H249V169L253 168V170H257V173H254L255 175L258 174V170H259V174L261 177V182L257 185H253L255 182H253V184L251 183V185H246L248 184L245 183V177L247 175H249L250 173L248 172V168L245 170ZM11 168V167H10ZM29 168V167H28ZM38 168V167H37ZM41 168V167H40ZM39 171L42 170V168ZM55 168V167H54ZM53 168V169H54ZM70 168V166H69ZM72 169V168H70ZM75 168V167H74ZM79 168V167H78ZM93 168V167H92ZM106 168V167H105ZM109 168V167H108ZM175 168V167H174ZM14 169V168H12ZM62 169V168H61ZM65 169V168H63ZM110 169V168H109ZM112 169V168H111ZM128 169V168H127ZM205 169V167H204ZM46 170V169H45ZM51 170V169H50ZM76 170V169H75ZM73 169V172L75 171ZM81 170V168H80ZM125 170V169H124ZM172 170V169H171ZM208 170V169H207ZM210 170V169H209ZM208 170V171H209ZM216 170V171H217ZM8 171V170H7ZM6 171V172H7ZM13 171V170H12ZM35 171V170H34ZM37 171V170H36ZM35 171V172H36ZM53 171V170H52ZM65 171V170H63ZM62 171V172H63ZM126 171V170H125ZM124 171V172H125ZM136 171V170H135ZM174 171V170H173ZM207 171V172H208ZM213 171V170H212ZM252 171V170H251ZM26 173L28 171H25ZM54 172V171H53ZM53 172L51 174H53ZM58 172V171H57ZM67 172V171H65ZM77 172V171H76ZM80 172V171H79ZM87 172V171H86ZM155 172V173H156ZM167 172H170L167 171ZM177 172V171H176ZM211 172V171H210ZM60 173V171L58 172ZM64 173V172H63ZM62 173V174H63ZM104 173V172H103ZM129 173V172H128ZM154 173V174H155ZM164 173V172H163ZM218 173V172H217ZM220 173V174H221ZM252 173V172H251ZM35 176V173H33ZM41 174V173H40ZM55 174V173H54ZM57 174V173H56ZM55 174V175H56ZM66 174V173H65ZM75 174V173H74ZM127 175V172L125 173ZM166 174V173H165ZM174 174V173H173ZM172 174V175H173ZM216 174V173H215ZM46 176L49 177V172L42 171V176ZM61 175V174H60ZM59 175V177H61ZM79 175V173H78ZM81 175V174H80ZM83 175V174H82ZM127 175V176H128ZM167 175V174H166ZM202 175H207L204 173H202ZM210 174H208L209 176ZM254 175V177H256ZM40 176V175H39ZM43 176V177H44ZM54 176V175H53ZM52 176V177H53ZM152 175L151 178H154ZM159 176V175H158ZM158 176H156L158 178ZM164 177V174L162 175ZM259 176V175H258ZM257 176V177H258ZM51 177V175H50ZM57 177V176H56ZM67 177V176H66ZM166 177V176H165ZM202 177V176H201ZM215 177V176H214ZM40 178V177H38ZM55 178V177H54ZM63 178V177H62ZM61 178V179H62ZM75 179V177H72ZM78 178V177H77ZM80 178V176H79ZM119 178V179H118ZM168 178V177H166ZM211 178V177H210ZM217 178V179H218ZM249 178V177H248ZM252 178V177H251ZM250 178V179H251ZM59 179V178H57ZM113 179V178H112ZM206 179V178H205ZM216 179V180H217ZM259 179V178H258ZM50 180V179H49ZM138 180V181H139ZM164 180V179H163ZM209 180V179H208ZM207 180V181H208ZM254 180V179H253ZM252 180V181H253ZM256 180V179H255ZM48 181V180H47ZM55 182L58 180H54ZM153 181L150 179V182ZM158 181V180H157ZM162 181V180H161ZM198 181V180H197ZM211 181L212 178H211ZM42 182V181H41ZM65 182V181H64ZM69 182V180L67 181ZM72 182V181H71ZM129 184H126V183ZM137 182V181H136ZM149 182V180H148ZM147 182V183H148ZM149 182V183H150ZM155 182V181H153ZM152 182V183H153ZM44 183V182H43ZM60 184V183H59ZM67 184V183H66ZM76 184V185H75ZM136 184V183H135ZM145 183H143L144 185ZM238 184V185H236ZM134 185V184H133ZM148 185V184H147ZM153 185V184H152ZM242 186V189L244 191V189L248 188V192L246 193V196L243 197L245 199L241 200L240 198L242 197H238V192L236 191V187ZM68 186V185H67ZM136 186V185H135ZM134 186V187H135ZM155 186V185H154ZM157 186V185H156ZM161 186V185H160ZM160 186L158 188H160ZM236 186V187H235ZM69 187V186H68ZM128 189V188H127ZM126 189V190H127ZM135 189V188H134ZM138 188H136L135 190H137ZM239 189V188H238ZM140 190V189H139ZM153 190V188H152ZM152 190L150 192H152ZM155 190V189H154ZM241 190V189H240ZM127 192H130V190H128ZM157 192V191H156ZM242 192V191H241ZM246 192V191H245ZM137 193V192H135ZM159 193V191H158ZM162 193V194H161ZM130 194H132L130 192ZM154 194V193H153ZM242 194V193H241ZM131 196V195H130ZM156 196V195H155ZM204 197V203L203 205H199L201 206L200 208H196L195 205V200L199 201L198 199H195V197ZM240 196V195H239ZM244 196V195H243ZM126 197V196H125ZM144 197V196H142ZM148 197V195H147ZM146 197V198H147ZM151 197V196H150ZM160 197V196H159ZM129 198V196H128ZM156 200L157 198L154 197ZM166 198L163 200V198L161 199L163 202L166 201ZM152 199V198H151ZM159 199V198H158ZM195 199V200H194ZM200 199V198H199ZM240 199V200H239ZM134 200V199H133ZM140 201V199H138ZM146 200V199H145ZM160 200V201H161ZM182 200V199H181ZM158 201V200H157ZM161 201V202H162ZM202 201V199L200 200ZM199 201V202H200ZM238 201H242V203L238 202ZM137 202V201H136ZM135 202V203H136ZM148 202V201H147ZM154 202V201H153ZM159 202V201H158ZM169 202V201H168ZM167 202V203H168ZM183 202H185L183 200ZM249 202V203H247ZM134 203V205H135ZM171 203V202H170ZM240 203V204H239ZM153 204V203H151ZM159 204V203H158ZM172 204V203H171ZM186 204V203H185ZM196 204H198L196 202ZM155 205V204H154ZM175 205V204H173ZM179 205V204H178ZM178 205L176 207H178ZM182 205V204H180ZM179 205V206H180ZM231 206L230 208L227 206ZM148 206V207H146ZM151 206V205H150ZM153 206V205H152ZM163 206V205H162ZM165 206V203H164ZM198 206V205H197ZM240 206V207H241ZM154 207V206H153ZM157 207V206H155ZM159 207V206H158ZM186 207V206H184ZM246 207V206H245ZM163 208V207H162ZM179 208V207H178ZM183 207L181 206V209ZM158 209V208H157ZM175 209V207L173 208ZM180 209V210H181ZM163 210V209H162ZM166 210V209H165ZM184 210V209H183ZM182 210V211H183ZM243 210V209H242ZM245 210V208H244ZM247 210V209H246ZM164 211V210H163ZM241 211V209L238 211V213ZM194 212L198 213V216L203 217V221H202V226L201 229L200 227L198 228V231L193 230H186L183 226V221L185 218H188L191 214H193ZM243 212V211H242ZM24 213V214H25ZM34 213V212H33ZM32 213V214H33ZM50 213V214H49ZM141 213V214H142ZM170 213V212H169ZM175 213V212H174ZM241 213V212H240ZM16 214V213H15ZM138 214V213H137ZM159 214V215H158ZM13 215V214H12ZM19 215H23V213L19 214ZM30 215V214H29ZM35 215V214H34ZM33 215V216H34ZM47 215H50L47 217ZM139 215V214H138ZM143 215V214H142ZM157 215V216H156ZM174 215V214H173ZM196 215V214H195ZM242 215V214H241ZM24 216V215H23ZM24 216V217H26ZM32 216V215H31ZM239 216V215H238ZM14 217V216H12ZM11 217V218H12ZM16 217V216H15ZM74 217V218H73ZM76 217V218H75ZM166 216H164L165 218ZM170 217V216H169ZM173 217V216H172ZM192 217V216H191ZM195 217V216H194ZM199 217V218H200ZM227 217V216H226ZM230 217V218H231ZM237 217V216H235ZM234 217V218H235ZM240 217V216H239ZM246 216H243V218ZM28 218V217H27ZM229 218V217H227ZM233 218V219H234ZM238 218V217H237ZM242 218V216H241ZM240 218V219H241ZM250 218V217H249ZM248 218V219H249ZM253 218V219H254ZM13 219V218H12ZM15 219V218H14ZM139 219V217H138ZM162 219V218H161ZM191 219V218H189ZM193 219V218H192ZM191 219V220H192ZM232 219V218H231ZM239 219V218H238ZM247 219V218H246ZM247 219V220H248ZM26 220V219H25ZM28 220V219H27ZM152 220V219H151ZM155 220V218H154ZM153 220V221H154ZM160 220V219H159ZM187 220V219H186ZM200 220V219H199ZM242 220V219H241ZM24 221V222H23ZM30 221H32V219H30ZM158 221V219L156 220V222ZM193 221V220H192ZM252 221V219H251ZM139 222V221H138ZM166 222V221H165ZM188 222V221H187ZM186 222V223H187ZM191 222V221H190ZM189 222V223H190ZM194 222V221H193ZM201 222V221H200ZM232 222H234L232 220ZM231 222V223H232ZM236 222V220H235ZM234 222V223H235ZM254 222V221H253ZM24 223L26 225H24ZM39 223V222H38ZM37 223V224H38ZM39 223V225H40ZM144 223V222H143ZM159 223V221H158ZM164 223V222H163ZM185 223V224H186ZM233 223V224H234ZM240 223V222H239ZM34 224V225H37ZM94 224V223H93ZM97 224V225H98ZM137 224V222H136ZM141 224V223H140ZM162 224V223H161ZM165 224V223H164ZM168 224V223H167ZM200 223H198L199 225ZM245 224V223H242ZM248 224V223H247ZM250 224V222H249ZM5 225L4 228H2ZM43 225H41V227H43ZM143 225V224H142ZM147 224H145L146 227ZM160 225V224H158ZM157 225V226H158ZM44 226V227H45ZM95 226V224H94ZM99 226V225H98ZM137 226V225H136ZM140 226V225H138ZM149 226V224H148ZM147 226V227H148ZM154 226V225H153ZM152 226V227H153ZM161 226V225H160ZM192 226V225H191ZM197 226V225H196ZM222 226V227H223ZM232 226V225H231ZM236 226V225H235ZM244 226V225H243ZM35 227V226H34ZM45 227V228H46ZM144 227V226H143ZM156 227V225L154 226ZM163 227V226H162ZM221 227V228H222ZM233 227V226H232ZM242 227V226H241ZM240 227V228H241ZM40 228V227H39ZM100 228V227H99ZM98 228V230H99ZM105 228V229H106ZM138 228V227H137ZM166 228V226H165ZM169 228V230H170ZM196 228V227H195ZM43 229V228H42ZM47 229V230H48ZM101 229V228H100ZM139 229V228H138ZM140 229H142V227H140ZM147 229V228H145ZM157 229V228H156ZM161 229V228H160ZM188 229V228H187ZM200 229V230H199ZM37 230V229H36ZM46 230V229H44ZM144 230V228H143ZM197 230V229H196ZM222 230V229H221ZM228 230V229H227ZM241 230V229H240ZM242 230V231H243ZM134 231V230H133ZM138 231V230H137ZM165 231V230H163ZM210 231V232H211ZM44 232V231H43ZM132 232V231H131ZM140 232V231H139ZM142 232V231H141ZM144 234V233H141ZM144 232V231H143ZM161 232V231H158ZM169 232V231H167ZM214 232V231H213ZM222 232V231H221ZM224 232V231H223ZM22 234V238L21 239H25L24 241H20L19 240V234ZM39 233V232H38ZM45 233V232H44ZM117 233V234H118ZM220 233V230H219ZM243 233V232H242ZM241 233V234H242ZM109 234V232H108ZM116 234V237L119 236ZM135 234V233H134ZM133 234V235H134ZM147 234V232H146ZM146 234H144L146 236ZM150 234V233H148ZM147 234V235H148ZM167 234V233H166ZM169 234V233H168ZM222 234V233H221ZM221 234H216L217 236L221 235ZM225 234V233H224ZM228 234V233H227ZM230 234V232H229ZM228 234V235H229ZM240 234V232L238 233ZM260 234V235H259ZM47 235V236H48ZM131 235V236H133ZM138 235V234H137ZM143 235V236H144ZM159 235V233H158ZM171 235V233H170ZM169 235V236H170ZM227 235V236H228ZM231 235V234H230ZM36 236V235H35ZM43 236V233H42ZM46 236V235H45ZM108 236V235H106ZM110 236V234H109ZM121 236V235H120ZM154 236V235H153ZM156 236V235H155ZM168 236V235H167ZM172 236V235H171ZM173 236V238H174ZM232 236V235H231ZM237 236V235H236ZM240 236H244L240 235ZM262 236V235H261ZM44 237V236H43ZM135 237V236H134ZM139 237V236H137ZM142 237V236H141ZM166 237V236H165ZM211 237V235H210ZM216 236H214L215 238ZM222 237V236H221ZM225 237V235H224ZM233 237V236H232ZM238 237V236H237ZM236 237V238H237ZM246 237V238H247ZM112 238V237H111ZM110 238V239H111ZM114 238V237H113ZM144 238V237H142ZM146 238L148 239V237L146 236ZM151 238V237H149ZM213 238V237H212ZM219 238V237H218ZM231 238V237H230ZM229 238V239H230ZM235 238V240H236ZM117 238H115L116 240ZM125 239V237H124ZM124 239L121 238L120 241H124ZM131 239V238H128ZM136 239V238H134ZM156 239V238H155ZM158 239V238H157ZM169 239V238H168ZM227 239V238H226ZM42 240V239H41ZM44 240V239H43ZM47 240V238L45 239ZM44 240V241H45ZM154 239L151 240V242H153ZM159 240V239H158ZM162 240H165L164 238ZM161 240V242H162ZM222 239H220L221 241ZM232 240V239H231ZM229 241L231 243H233L232 241ZM240 240V239H239ZM245 240V239H244ZM247 240V239H246ZM245 240V241H246ZM113 241V240H112ZM111 240L108 242V244L110 245V242H112ZM141 241V239L139 240ZM144 241V239H142V242ZM147 240L145 239V242ZM211 241V239H210ZM225 241V240H224ZM125 242V241H124ZM149 242V241H148ZM156 242V240H155ZM154 242V244H155ZM159 242V241H158ZM164 242V241H163ZM162 242V243H163ZM209 242V241H208ZM215 242V241H214ZM213 242V243H214ZM218 242V241H217ZM235 242V241H234ZM240 242V241H239ZM44 243V242H43ZM144 243V242H143ZM168 243V244H169ZM223 243V240L222 242ZM226 243V242H225ZM73 244V245H72ZM114 244V243H112ZM116 244V243H115ZM138 245L140 243H137V241L135 240H128L126 243L122 244L123 246H120V248L116 247V250H111V254L109 256V258H107V260H109L108 262H102L100 264H126L127 262H130V264L133 262V255L131 256L132 253L130 248L132 246L135 247V245ZM153 244V243H152ZM228 244V243H227ZM237 244V242H236ZM235 244V245H236ZM242 244V243H241ZM45 245V243H44ZM119 244H117L118 246ZM144 245H146L144 243ZM143 245V246H144ZM166 245V244H165ZM229 245V244H228ZM232 245V244H231ZM230 245V246H231ZM245 245V246H246ZM46 246V245H45ZM106 246V245H105ZM111 246V245H110ZM109 246V247H110ZM154 246V245H153ZM152 246V247H153ZM170 246V245H168ZM214 246V244H213ZM221 246V244L219 245V247ZM225 246V245H223ZM227 246V245H226ZM243 246V245H242ZM82 247V248H83ZM104 247V245H103ZM108 247V248H109ZM133 247V248H134ZM141 246H139L138 248H140ZM148 247V244H147ZM158 247V246H156ZM212 247V244H211ZM254 247V248H255ZM33 248V247H31ZM44 248V247H43ZM41 247V249H43ZM100 248V247H99ZM105 248V247H104ZM144 249V247H142ZM213 248V247H212ZM223 248V247H221ZM244 248V247H242ZM38 249V247H37ZM40 249V248H39ZM98 249V247H97ZM96 249V250H97ZM103 249V248H102ZM106 249V248H105ZM104 249V251H105ZM250 249V248H249ZM252 249V248H251ZM46 250V249H45ZM92 248H91V252H92ZM94 249V253L96 251ZM148 250V249H147ZM214 250V249H213ZM220 250V248H219ZM257 250L250 252L251 253H256L258 252ZM88 251V250H87ZM133 251V250H132ZM144 251V250H143ZM146 251V250H145ZM217 251V250H216ZM244 251H246V249H244ZM25 252V253H24ZM37 252V251H36ZM41 251L39 250V253ZM86 252V251H85ZM200 252V255L198 256V258H196V253ZM213 252V251H212ZM259 252V253H260ZM28 253V251H27ZM30 253V252H29ZM88 253V252H87ZM97 253V252H96ZM136 253H138L136 251ZM144 253V252H143ZM146 253V252H145ZM214 253V252H213ZM248 253V252H247ZM35 254V253H34ZM84 254V253H83ZM218 254V253H217ZM241 254V253H240ZM246 254V253H245ZM89 255L90 254H86ZM85 255V256H86ZM106 256V254H104ZM137 255V254H136ZM216 254L212 255L215 256ZM219 255V254H218ZM242 255H244L242 253ZM247 255V254H246ZM257 255V253H256ZM82 256V255H80ZM89 256L87 257L89 259ZM254 256V254H253ZM251 255V257H253ZM260 256V255H258ZM263 256V257H262ZM260 258V261L257 264H264V254L262 255ZM73 257V256H72ZM78 257V256H77ZM93 257V256H92ZM102 257V256H101ZM136 257V256H134ZM210 257V258H209ZM243 257V256H242ZM26 258V257H25ZM28 258V257H27ZM85 258V257H84ZM247 259V257H245ZM256 258V257H255ZM30 259V257H29ZM81 259V258H80ZM79 259V260H80ZM92 259V258H91ZM97 259V258H96ZM99 259V258H98ZM135 259V258H134ZM138 259V257H137ZM196 259V260H195ZM241 258H239L240 261ZM251 259V258H250ZM254 259V257H253ZM86 260V259H85ZM140 260V259H139ZM256 260V259H255ZM254 260V261H255ZM81 261V260H80ZM79 261V262H80ZM89 261V260H88ZM99 261V260H97ZM171 261V262H174ZM243 261V260H242ZM247 261V260H245ZM244 261V262H245ZM257 261V260H256ZM27 262V261H26ZM83 262V261H82ZM86 262V261H85ZM101 262V260H100ZM136 261H134L135 264ZM139 262V261H138ZM141 262V261H140ZM163 262V261H162ZM161 262V263H162ZM243 262V263H244ZM249 262V261H248ZM252 262V261H251ZM91 263V262H90ZM160 262H158L157 264H159ZM160 263V264H161ZM242 263V262H239ZM242 263V264H243ZM255 263V262H254ZM28 264V263H26ZM69 264V263H68ZM82 264V263H81ZM88 264V262H87ZM92 264V263H91ZM93 264H98V263H94ZM128 264V263H127ZM141 264V263H140ZM246 264V263H245ZM249 264V263H248Z\"/></svg>",
  "mask_w": 264,
  "mask_h": 264
},
{
  "label": "rangeland",
  "instance_id": "rangeland-1",
  "mask_svg": "<svg viewBox=\"0 0 264 264\" xmlns=\"http://www.w3.org/2000/svg\"><path fill=\"white\" fill-rule=\"evenodd\" d=\"M114 1H116V2H118V3H120V2H122L123 0H119V1H117V0H114ZM3 2V3H2ZM10 2V3H9ZM26 2V3H25ZM28 2H30L31 3V5L28 3ZM33 2V3H32ZM127 3V1H123L122 3V6L124 7V9H126V10H130V11H132L133 12V10L134 11H137L138 13H142L143 12V10L145 11V12H147L149 15H154V14H159V13H162V11H161V9H162V7H156V6H154L153 4V2L154 1H152L150 4H146L145 6H144V8L143 7H139L138 8V6L134 3V2H132L133 3V6H132V3ZM70 3H72V4H69L67 7V11H65L64 13H63V15L61 16L60 14H58V13H56V11L55 12H53V10L52 9H46V12L48 13V14H46V20H50V18L52 17L53 18V20H52V18H51V20L53 21V23H55V27L57 28V35H58V42H57V46L56 47H58V48H56V50H59L58 52H57V54H58V59H59V57H60V59H59V61H61V59H62V61H63V63H65V65H66V67H64V68H62L63 66H65L64 64H62L61 65V63H59V64H57V66L55 67L56 69H54V77H55V79H56V85H54V87L53 88H46L47 86H45L44 84H42V83H40V85H39V83L37 84L36 83V85H34L35 84V82H34V84H30V86L28 87V89L29 90H26V93H25V91H24V93L23 94H21V95H16V98H15V101L16 102H19V105H18V103H17V106H19L20 108L19 109H21L22 110V113L24 114V116H26V118H25V121L28 123V122H30V121H35V120H43V121H41V122H38L37 121V124H38V126L40 125V128H41V130H42V132H41V134L43 135H41L40 136V139L38 138V140H37V142L39 143V145L41 146V147H43L42 149H41V151H40V153L38 154V156H40V154H41V157H37L36 159H34V161L32 162V163H30L29 161H25V162H23L22 160H24V159H26L27 158V150L30 148V146L28 147V145H30V144H32V143H28V144H24L23 143V137H25V134H24V132L23 131H18L17 130V132H15L16 130H14V134L13 133H9L10 135H8V139H7V137L5 138V140L4 141H6V143L3 145V147H5V148H2V146L0 147V178L1 177H5V176H11V175H15L16 173H17V171H20L21 170V175H23V173H24V175H26V174H29L30 173V170H31V172H32V170H33V172H32V174L30 175V177H34L36 180L38 179V180H40L39 181V183H40V185H41V183L42 184H46L47 182H52L53 184L55 183L56 185H65L66 186V188L67 189H69V188H71V185L72 186H74V183H76V182H78L79 180H81V179H83L88 173H89V171L90 170H94L95 169V164L97 163V161H99L100 160V156H99V154H97L96 155V153H97V151L98 150H101L103 147L101 146V144H100V142L98 141V137H93L92 136V133L94 132V130H93V128L92 127H94V125H93V123H94V121L96 120V119H98V117H99V114H101V115H103V113L104 112H106L108 109H109V107L110 108H112V105H113V108L112 109H114V111L117 109L118 110V108H119V104H121V102H122V104L127 100V97H129L130 96V94H131V92L132 91H134L136 88H138L137 86H139V84H137V85H135L136 86V88H135V86H134V84H135V82L133 83V85H130L129 87H128V85L127 84H124L125 86V88L124 87H122L121 86V88L119 87H117L116 85H115V83H117L118 81H119V78H118V76H119V74H121L120 72H123L124 70L126 71V68L124 67L126 64H129V62H131L132 61V64L134 63V62H136V64H135V66H134V68H137V69H141V70H146L145 68L147 67L145 64H147V62L150 60V58H151V56H153V55H156L155 53H159L160 51H161V49H162V47H163V41H161V40H157L156 41V39H154V38H151V37H145L144 38V41H145V44H143L144 43V41L142 40V42L143 43H141L142 45H139L140 43H138V41L135 39L136 37H135V33H128V35H126V34H124V36H122V34L123 33H120V34H117V35H119V37L116 35V34H112L110 31H108L109 29H108V27H107V25H106V23H105V21H104V19L102 18V17H97L96 19H94V22L93 21H91V23H90V20H88V22H87V19L85 18H83L84 16H86V15H84V14H86L88 11L87 10H89V9H87V7L86 8H84V7H82V6H79V3H78V0H71V2ZM14 4V5H13ZM21 4V5H20ZM34 4V0L32 1V0H0V8H1V11H0V16H1V27H2V24H4V26H6L5 24H6V22L5 21H7V19H8V17H9V21H7V23L9 22V23H11V24H7V26L4 28V26L2 27V28H4V31L5 32H8L9 33V31L11 32V30L12 31H14L13 29H15L14 27L16 26L15 24H18L19 25V23H21L20 25H21V27L22 26H24V27H22L21 29H22V31L24 32V31H26V32H20L21 34H22V36H21V34H17L18 36H16L17 38L14 40V42L13 43H11V42H8L9 40L8 39H5L4 37H2L1 38V40L3 39V40H5L4 42H3V40L0 42V48H1V52H0V73H2V74H0V83L2 84V86H1V84H0V94H1V96L5 93V91L7 90V88H6V85H5V81H6V75H7V73L9 72H11V74H17L18 73V75H19V73L21 74V72L22 73H30L29 71H26L27 69H29L31 72H32V69L34 68V66H32L33 64L32 63H30L31 61V57H30V54L28 53V51L30 52V44H32L33 42H35V41H37V40H39V33H37V30H35L34 31V27H32V22L33 21H31V20H34L35 18V15H34V13H36L37 12V9H38V7L37 6H34V10H33V7H31L32 5ZM136 5V6H135ZM147 5L149 6V7H147ZM151 5H153L151 8H150V6ZM12 6V7H11ZM132 6V7H131ZM8 7V8H7ZM10 7V8H9ZM81 7V8H80ZM137 7V8H136ZM13 8H14V10H13ZM82 8H84V9H82ZM143 8V9H142ZM148 8V9H147ZM151 10H150V9ZM11 9V10H10ZM24 9H25V11H24ZM72 9V10H71ZM135 9H137V10H135ZM141 9V10H140ZM160 9V10H159ZM52 10V11H51ZM85 10V11H84ZM139 10V11H138ZM3 11H4V13H3ZM70 11V12H69ZM81 11V12H80ZM140 11H142V12H140ZM21 12V13H20ZM67 12V13H66ZM73 12V13H72ZM84 12V13H83ZM80 13V14H79ZM3 14H4V16L5 17H3ZM21 14H25L24 16H21ZM27 14V15H26ZM30 14H31V16L34 18H32L31 16H30ZM53 16H52V15ZM67 14V15H66ZM75 14V15H74ZM16 15V16H15ZM19 16V19H22V20H18V16ZM51 15V16H50ZM69 15V16H68ZM71 15H72V18H71ZM74 15V16H73ZM84 15V16H83ZM8 16V17H7ZM54 16H56V17H54ZM60 16V17H59ZM67 16V17H66ZM77 16V17H76ZM101 16H102V14H101ZM11 17H13V18H11ZM17 17V18H16ZM22 17H24V19L22 18ZM58 17V18H57ZM74 17V18H73ZM58 19V21H57V19ZM65 18H67V19H65ZM70 18V19H69ZM4 19H6V20H4ZM54 19H55V21L57 22H54ZM75 19V20H74ZM100 19H102V20H100ZM17 20V21H16ZM24 20V22H22ZM65 20H66V23H65ZM71 20V21H70ZM82 20H83V22H82ZM86 20V22H84ZM98 20V21H97ZM14 21V22H13ZM81 21V22H80ZM100 21V22H99ZM16 22V23H15ZM17 22H19V23H17ZM27 22V23H26ZM30 22V23H29ZM68 22V23H67ZM96 22V23H95ZM104 22V23H103ZM13 23V24H12ZM26 23V24H25ZM84 23V24H83ZM28 24V26H26ZM83 24V25H82ZM88 24V25H87ZM90 24L92 25L91 27H90ZM103 24H105V26H103ZM11 25H12V27H11ZM73 25V26H72ZM79 25H81V26H79ZM14 26V27H13ZM97 26V27H96ZM33 29H32V28ZM94 27V28H93ZM10 30H9V29ZM26 28V29H25ZM85 28V29H84ZM89 28V29H88ZM6 29H8V31H6ZM29 29V30H28ZM82 29V30H81ZM92 29H94V30H92ZM105 29H108L107 31L105 30ZM252 28H250V29H242L241 31L242 32H240V33H242V35L237 39V38H235V37H233L234 35H233V33H230V34H227V35H223V36H219V39L217 40V41H215L213 44H212V48H210L211 50H208V51H206V54L205 53H203L204 51H205V49L204 48H202V53L203 54H201V51H200V56L198 57V58H195V60H190V61H185V59L184 60H182V58L177 62V69H176V77H175V80L173 79V82H172V87L170 86V88H168V87H166L162 92L163 93H161L160 94V96H159V99H158V101L156 102V103H154L153 105H152V107L149 109V111H148V113L146 112V113H144L142 116H140V118L138 117V120H139V122L137 121V120H135V121H133V122H131L130 124H129V129L128 130H130L131 132L129 133V135H130V137H132L131 139L135 142V145H134V142H130V149H129V147L126 145V144H128L127 142H124V139L126 140V138H125V136H127L126 134H124L125 136H121L120 138L121 139H123V140H120L119 141V143L122 145H120L119 143H118V146L121 148H119V150H120V152L121 153H123L124 154V152H125V154L127 155V153H128V155L127 156H129L130 154H134L133 152H134V150L133 149H131V148H134V146H136V144H138L139 142H141L142 140H144V139H149L150 141L148 142L149 143V145L151 144H154L153 146H154V148H157V149H161V148H163L164 147V145H162V147H160L161 145V143H160V141L161 140H163V139H167V138H169L170 136H171V138H176L178 135H179V133L180 132H182V133H180L181 134V136H182V134L183 135H185L186 133H188L189 132V134H193L194 133V130L196 131V129H197V124H198V122H199V119L196 117V115L193 113V112H191L196 106H195V104H196V101L197 100H201L202 98V96L203 95H205L206 93H205V91L202 89V88H200V90H198L199 88L198 87H196V83H193L194 81L196 82V80H197V77H196V74H197V72L199 71V69H209V67L210 68H214V69H220L219 67H223V70L222 71H224L223 73H219V77H218V75L215 77V79H216V82L215 83H220L221 81H223V82H225V81H229V82H231L232 81V83L235 85V83H237L239 80H242L243 78H242V76H247V75H245V74H247L249 71H250V69L249 68H251L250 66L251 65H255L256 63H260V62H263L264 63V49H263V47H264V45L263 46H261V49H260V47L259 46H256L253 42V40L251 41V39L252 38H250L251 37V35H249V33L251 32L250 30H251ZM34 31V32H33ZM250 31V32H249ZM28 32H30L31 34H29ZM33 32V33H32ZM35 32H36V34H35ZM106 32H108V33H106ZM263 33H262V35H263V37H264V30L262 31ZM28 34V35H26V34ZM79 34V35H78ZM106 34H108L107 36H106ZM6 35V33H4V35L3 36H5ZM35 35H37V36H35ZM114 35V36H113ZM126 35V36H125ZM248 35L250 36V37H248ZM21 36V37H20ZM27 36V37H26ZM102 36V37H101ZM130 36H133V37H130ZM227 36V37H226ZM33 37H34V39H33ZM126 37H129L128 39H129V41H128V39L126 40L125 38ZM135 37V38H134ZM222 37V38H221ZM109 38H110V40H109ZM122 38V39H121ZM133 38H134V40H133ZM148 38H149V41H146V40H148ZM221 38V39H220ZM247 38V39H246ZM66 39V40H65ZM68 39V40H67ZM83 39H84V41H83ZM88 39V40H87ZM151 39L153 40H155V41H152V43H153V46L151 47V49H149V47H150V43H151ZM249 39V40H248ZM20 40V41H19ZM35 40V41H34ZM59 40H61V41H59ZM107 40V41H106ZM137 42H136V41ZM96 41V42H95ZM18 42V43H17ZM28 42H29V45H28ZM77 42V43H76ZM103 42V46L101 45V43ZM128 42H132L133 44H134V46H131L130 45V43H128ZM139 42H141V41H139ZM1 43H3V44H1ZM15 43V44H14ZM17 43V44H16ZM127 43V44H126ZM162 43V44H161ZM253 43V44H252ZM6 44V45H5ZM125 44H126V46H125ZM138 44V45H137ZM59 45V46H58ZM64 45V46H63ZM135 45H136V48H135ZM145 45V46H144ZM157 45V46H156ZM255 45V46H254ZM28 46V47H27ZM95 46H97V47H95ZM129 46H130V48H129ZM144 46V47H143ZM214 46V47H213ZM218 46V47H217ZM20 47H22V48H20ZM24 47H26V48H24ZM75 47V48H74ZM137 47H138V49H137ZM143 47V48H142ZM256 47H259V48H256ZM20 48V49H19ZM77 48V49H76ZM101 48V49H100ZM129 50H128V49ZM141 48V49H140ZM147 48V49H146ZM63 49V50H62ZM132 49V50H131ZM135 49V50H134ZM136 49H137V51H136ZM144 49H146L144 52H143V50ZM140 50V51H139ZM143 52V53H142ZM79 53V54H78ZM108 53V54H107ZM141 53V54H140ZM147 53V54H146ZM152 55H151V54ZM154 53V54H153ZM4 54V55H3ZM9 54V55H8ZM19 54V55H18ZM59 54H60V56H59ZM126 54V55H125ZM143 54V55H142ZM145 54V55H144ZM221 54V55H220ZM22 55H23V57H22ZM84 55V56H83ZM100 55V56H99ZM27 56H29L28 58H26ZM219 56V57H218ZM8 57V58H7ZM13 57H15L14 59H13ZM16 58L18 59V60H16ZM20 58V59H19ZM24 58V59H23ZM30 58V59H29ZM66 58V59H65ZM138 58V59H137ZM146 58V59H145ZM147 58H149V59H147ZM5 59V60H4ZM27 59V60H26ZM98 59V60H97ZM135 59V60H134ZM140 59V61H137V60H139ZM20 60V61H19ZM24 60V61H23ZM67 60V61H66ZM70 60V61H69ZM109 60H111V61H109ZM112 60H114L115 62H116V60H119V61H117L116 63L114 62V61H112ZM146 60V61H145ZM148 60V61H147ZM3 61V62H2ZM17 61H19L20 63L22 62V64L25 66H23L22 64H20V63H18ZM29 61V62H28ZM65 61V62H64ZM106 61H108V63H110L109 65H108V63L106 62ZM125 62V65H123L124 64V62L123 63H121V62ZM129 61V62H128ZM134 61V62H133ZM185 61V62H184ZM194 61V62H193ZM15 62H17V64L15 63ZM106 62V63H105ZM112 62H114V64L112 63ZM128 62V63H127ZM142 62H143V64H142ZM193 62V63H192ZM223 62V63H222ZM231 62V63H230ZM71 63H73V64H75L76 63V65H78L79 66V64H80V66L78 67L79 68V71L76 73V76L77 77H79V79L77 78L76 79V76H75V80H74V82H73V80H71L70 81V79H71V76L73 77V73H74V71L72 70V68L70 67L72 64ZM78 63V64H77ZM106 64V66H105V64ZM120 63L122 64V65H120ZM180 63V64H179ZM181 63H184L183 65L181 64ZM220 63H221V65H220ZM230 63V64H229ZM234 63H237V64H235V65H238V67L236 68H233L232 69V71H230V74H229V72H228V74H227V71H229L230 70V68H229V66L228 65H233ZM13 64V65H12ZM28 64V65H27ZM102 64H103V66H102ZM111 64H113V66L111 65ZM250 64V65H249ZM17 65H21L22 67H19V66H17ZM30 65V66H29ZM117 65V66H116ZM137 65H140V66H137ZM214 65V66H213ZM249 65V66H248ZM2 66V67H1ZM16 66H17V68H21L20 70L19 69H17L16 68ZM116 66V67H115ZM119 66V67H118ZM124 68H123V67ZM137 66V67H136ZM146 66V67H145ZM213 66V67H212ZM216 66V67H215ZM218 66V67H217ZM61 67V68H60ZM68 67H70V68H68ZM140 67V68H139ZM142 67L144 68V69H142ZM179 67V68H178ZM241 67V68H240ZM23 68H24V70H23ZM32 68V69H31ZM81 68V69H80ZM92 68V69H91ZM96 68V69H95ZM104 68V69H103ZM108 68H110V69H108ZM112 68V69H111ZM123 68V69H122ZM247 68V69H246ZM6 69V70H5ZM68 69V70H67ZM91 69V70H90ZM101 69V70H100ZM105 69H107V70H105ZM116 69H118V70H116ZM185 69V70H184ZM225 69V70H224ZM239 69V70H238ZM252 69H253V67H252ZM10 70V71H9ZM70 70H72V72L70 71ZM83 70V71H82ZM85 70V71H84ZM88 70H90V71H88ZM96 70H97V73H100L101 71V74L99 75H97V73H96ZM99 70V71H98ZM113 70V71H112ZM122 70V71H121ZM178 70V71H177ZM194 70H195V72H196V74L194 73ZM221 70H220V72H221ZM249 70V71H248ZM2 71V72H1ZM17 73H16V72ZM82 71V72H81ZM108 71V72H107ZM118 71H119V73H118ZM7 72V73H6ZM90 74H89V73ZM94 72V73H93ZM113 72V73H112ZM244 73L243 75L241 74V73ZM80 75H79V74ZM86 75H85V74ZM91 73H93V74H91ZM106 73V74H105ZM110 73V74H109ZM233 73V74H232ZM61 74V75H60ZM71 74H73V75H71ZM83 75V78L81 79V76ZM96 74V75H95ZM232 74V75H231ZM249 74V73H248ZM1 75H2V77H1ZM4 75V76H3ZM57 75V76H56ZM90 75H91V79L89 78L90 77ZM92 75H95V77L94 76H92ZM104 75V76H103ZM109 75H111V77H109ZM117 75V76H116ZM234 75V76H233ZM88 76V77H87ZM99 78H98V77ZM114 76V77H113ZM232 76V77H231ZM4 77V78H3ZM65 77V78H64ZM70 77V78H69ZM104 77V78H103ZM111 79L112 77V79L110 80V82H113V83H111V84H109L110 86H112V92L111 91H105V90H103V89H97V87H96V84L100 81L99 79H101V82H102V84H107L108 82H107V80L109 81V78ZM191 77V78H190ZM220 77H221V79H223V80H221L220 79ZM239 77H241V79H238ZM69 79V82H67V80ZM115 78H118L117 80L115 79ZM195 78H196V80H195ZM219 78V79H218ZM228 78H230V79H228ZM4 79V80H3ZM59 79L61 80V81H59ZM64 79V80H63ZM81 79V80H80ZM86 81H85V80ZM93 79H95V80H93ZM103 79H104V81H103ZM107 79V80H106ZM194 80V81H190V80ZM214 79V80H215ZM217 79L219 80V82L217 81ZM225 79H227V80H225ZM106 80V81H105ZM113 80V81H112ZM117 82H116V81ZM221 80V81H220ZM4 81V82H3ZM58 81V82H57ZM64 81H66L65 83H64ZM77 81H78V83H77ZM80 81V82H79ZM84 81V82H83ZM91 81V82H90ZM95 81V82H94ZM60 82H63L62 84L60 83ZM71 82H73V83H71ZM86 82V83H85ZM90 82V84H87V83H89ZM104 82V83H103ZM107 82V83H106ZM190 82V83H189ZM69 83H71L70 85H69V87H68V84ZM79 83H80V85H79ZM84 83V84H83ZM96 83V84H95ZM180 83V84H179ZM61 84V85H60ZM73 84V85H72ZM77 84V85H76ZM93 84H94V86H93ZM191 84H193V86L190 85ZM4 85V86H3ZM32 85V86H31ZM75 85V86H74ZM82 85V86H81ZM91 85H92V87L93 88H91ZM113 85H115V86H113ZM179 85V86H178ZM195 85V86H194ZM61 86V87H60ZM62 86H63V89H61L62 88ZM72 86V87H71ZM132 86H133V88H132ZM180 86H181V88H180ZM190 86V87H189ZM36 87V88H35ZM116 87H117V89H116ZM176 87V88H175ZM43 88V89H42ZM68 88H69V90H68ZM95 88V89H94ZM123 88V89H122ZM134 89V90H130V89ZM178 88V89H177ZM190 88V89H189ZM192 88V89H191ZM198 88V89H197ZM39 89V90H38ZM45 89H46V91H45ZM49 89V90H48ZM52 89V90H51ZM59 89H60V91H59ZM67 89V90H66ZM122 89V90H121ZM129 91H131V92H128L127 90ZM177 89V90H176ZM186 89V90H185ZM195 89V90H194ZM202 89V90H201ZM2 90V91H1ZM61 90L63 91V92H61ZM92 90V91H91ZM94 90V91H93ZM95 90H98V92L97 91H95ZM102 90L104 91V92H102ZM113 90H115V91H113ZM119 90V91H118ZM183 90H185V91H183ZM188 90V91H187ZM192 90V91H191ZM196 90H197V92L199 91V92H201L202 94H200L199 92L197 93L196 92ZM4 91V92H3ZM28 91V92H27ZM34 91V92H33ZM54 91H55V93H54ZM79 91V92H78ZM99 91H101V92H99ZM191 91V92H190ZM40 92V93H39ZM82 94H81V93ZM107 92V93H106ZM110 92H111V94H110ZM187 92V93H186ZM188 92H190V93H188ZM193 92V93H192ZM204 92V93H203ZM3 93V94H2ZM58 93H59V95H58ZM63 93H65V94H63ZM78 95H77V94ZM99 93V94H98ZM180 93V94H179ZM192 93V94H191ZM195 93V94H194ZM197 93V94H196ZM95 94V95H94ZM114 94V95H113ZM128 94V95H127ZM201 95V97H199L200 95ZM51 95V96H50ZM90 95H91V97H90ZM127 95V96H126ZM170 95V96H169ZM188 95H189V97H188ZM193 95H195L194 97H193ZM196 95H197V97H196ZM22 96V97H21ZM25 96V97H24ZM30 96V97H29ZM62 96V97H61ZM70 96V97H69ZM79 98H78V97ZM82 96V97H81ZM85 97V99H84V97ZM190 96L191 97H193V98H191V100H193L191 103H190ZM21 97V98H20ZM48 97V98H47ZM67 99H66V98ZM90 97V98H89ZM126 97V98H125ZM184 99H183V98ZM196 97V98H195ZM209 98H207L205 101V103L203 104V105H200V108H201V106H202V108L204 107V108H207V109H205V111H206V115L208 116V115H210L212 112H219V110L221 111V109H223L224 107H226V108H228V106H230L231 105V102H221V103H219V100L217 99V98H215L214 96H208ZM19 98V99H18ZM23 98V99H22ZM25 98V99H24ZM30 98V99H29ZM62 100H61V99ZM72 98V99H71ZM83 98V99H82ZM93 98H96L95 100L93 99ZM124 98V99H123ZM189 98V99H188ZM21 99V100H20ZM75 99V100H74ZM76 99H78L79 101L77 102V103H75V101H76ZM81 99H82V101H81ZM112 99V100H111ZM123 99V100H122ZM179 101H178V100ZM213 99V100H212ZM87 100V104L84 102V101H86ZM90 100V101H89ZM182 100H184V101H182ZM185 100H187L186 101V103H184L185 102ZM194 100H196V101H194ZM209 100V101H208ZM215 100L217 101V102H215ZM73 101V102H72ZM89 101V102H88ZM92 101V102H91ZM188 101H189V103H190V105L188 104ZM210 101H211V103H210ZM212 101H214L213 103H212ZM27 102V103H26ZM35 102V103H34ZM65 104H64V103ZM84 102V103H83ZM209 102V103H208ZM53 103H54V106H53ZM59 103V104H58ZM69 103V104H68ZM75 103V104H74ZM92 103V104H91ZM108 103V104H107ZM180 103V104H179ZM218 104V106H217V104ZM222 103H224V104H222ZM227 103H229V105L227 104ZM20 104H22V105H20ZM50 104H52V106L50 105ZM66 106V108H65V106ZM67 104V105H66ZM80 104V105H79ZM97 104V105H96ZM115 104L118 106H115ZM174 104V105H173ZM179 104V105H178ZM193 104V105H192ZM210 104V105H209ZM48 105V106H47ZM71 105V106H70ZM72 105H74L73 106V109H71L70 108V110H72V111H70L69 112V109L67 110V106H69V107H72ZM76 105H77V107H76ZM79 105V106H78ZM84 105V106H83ZM88 106V107H86V106ZM96 105V106H95ZM105 105V106H104ZM111 105V106H110ZM171 105V106H170ZM176 105H178V106H176ZM182 105H183V107H182ZM188 107H187V106ZM206 105V106H205ZM213 105V106H212ZM216 105V106H215ZM219 105H221V107L219 106ZM222 105H226V106H224V107H222ZM52 108H51V107ZM61 106V107H60ZM62 106H64V107H62ZM80 106H81V108H80ZM90 106V107H89ZM93 106V107H92ZM101 106H103V107H101ZM108 106V107H107ZM180 106V110H178L179 107ZM189 106H191V107H189ZM195 106V107H194ZM211 106V107H210ZM215 106V107H214ZM29 107V108H28ZM68 107V108H69ZM79 107V108H78ZM84 107V108H83ZM176 107V108H175ZM214 107V108H213ZM218 107V108H217ZM56 108V110H55V112H54V109ZM58 108V109H57ZM61 108H63V111H61ZM75 108H76V110H75ZM78 108V109H77ZM99 108V109H98ZM103 108H105V109H103ZM108 108V109H107ZM178 108V109H177ZM193 108V109H192ZM213 108V109H212ZM221 108V109H220ZM48 109V110H47ZM66 109V110H65ZM95 109V110H94ZM102 109V110H101ZM173 109V110H172ZM190 110V112L189 111H186V110ZM196 109V108H195ZM45 110H47L46 112H45V114H44V111ZM50 110H52V112L50 111ZM64 110H65V112H64ZM79 110V111H78ZM81 110V111H80ZM94 110V111H93ZM96 110L99 112V113H96ZM102 112H101V111ZM104 110V111H103ZM111 110V109H110ZM117 110H116V112H117ZM160 110H162V111H160ZM212 110V111H211ZM218 110V111H217ZM42 111V112H41ZM64 112V114L61 116V118L62 119H60L61 121H60V123H58V126H56L57 128H53V127H49L47 124H45V127H47V129L44 127V122L46 123V118H50L51 117V115L53 114V113H57V112ZM66 111H68V113L65 115V113H66ZM82 111H84V112H82ZM91 111V112H90ZM114 111H112V112H114ZM164 111H166V112H164ZM172 111V112H171ZM180 111H183V112H180ZM184 111H186V112H184ZM194 111V110H193ZM48 112H50V113H48ZM73 112V113H72ZM77 112V113H76ZM79 112V113H78ZM81 112V113H80ZM90 112V113H89ZM95 112V113H94ZM116 112H114L115 114H116ZM174 112V113H173ZM177 112V113H176ZM180 112V113H179ZM187 112H188V114H187ZM83 113H84V115H83ZM92 113H94V114H92ZM151 113V114H150ZM165 113V115H163V114ZM169 113V114H168ZM184 113V114H183ZM193 113L195 116H191V114ZM209 113V114H208ZM263 113V112H262ZM81 114H82V117H84V118H86V119H82V117H81ZM92 114V115H91ZM96 114V115H95ZM161 114L164 116H162L161 117ZM175 115V116H178L179 114H180V116H178V117H175V116H170V115ZM181 114H183L184 116H182ZM186 114V115H185ZM42 115H44V116H42ZM47 115V116H46ZM49 115V116H48ZM55 114H53L52 116H54ZM80 115V116H79ZM90 117H89V116ZM95 117H94V116ZM144 115H146V116H144ZM159 115H160V117H159ZM167 115V116H166ZM189 115V116H188ZM64 116H66V117H64ZM77 116V117H76ZM143 116L145 117V118H143ZM148 116V117H147ZM188 116V117H187ZM253 117L252 118H254V120L252 119V118H249V120L247 119L246 121H244V123L246 122V125H244L245 126V128H243V130L241 131V130H235L232 134H231V132H229L226 136L227 137H225V139L223 140V141H220L219 142V146L220 147H216V145H214L213 144V146H212V144H210L209 146H208V154H206V156H205V160H204V163L203 164H201V168H202V172H201V170H200V176L198 177V181L196 180V182L195 183H201L202 181L204 182H210V183H212V182H214V183H216V182H218L219 180H220V178H221V175H222V173L220 172V170H217V169H212L211 170V168H216V166H218V165H220V163H225L226 161L228 162V163H226L227 165H231L230 163L232 162L231 160H232V158H231V156H230V152L232 151V150H241V149H243V147H244V145H243V138H244V136H245V134L246 135H248V133L250 134H254L255 132L257 133L259 130V136H258V138L260 139V137H261V140L262 141H264V133H262V132H264V123H263V118H264V113H263V115H259V116H254V115H252ZM260 116L262 117V118H260ZM80 117V118H79ZM89 117V118H88ZM94 117V118H93ZM142 117V118H141ZM157 117V118H156ZM169 117V118H168ZM192 117V118H191ZM256 117V118H255ZM259 117V119H261V120H257V118ZM32 118V119H31ZM34 118H35V120H34ZM37 118H40V119H37ZM43 118V119H42ZM45 118V119H44ZM69 118V119H68ZM90 118H91V120H90ZM93 118V119H92ZM100 118V117H99ZM156 118V119H155ZM160 118H163L165 121H163V119H161L160 120ZM174 119V120H172V119ZM177 118H179V119H177ZM182 118V119H181ZM190 118H191V120H190ZM63 119H68V120H64L63 121ZM80 119V120H79ZM140 119H143L144 120V124H142L143 122V120H141V122H140ZM148 119V120H147ZM158 119V120H157ZM169 119H171L170 121H169ZM177 119V120H176ZM193 119V120H192ZM29 120V121H28ZM83 120V121H82ZM145 120H147V121H145ZM162 122H160V121ZM186 120H187V122H186ZM84 121H87V122H84ZM89 121V122H88ZM91 121V122H90ZM158 121H159V123H158ZM167 121V122H166ZM177 121V122H176ZM184 121V122H183ZM194 121V122H193ZM65 122V125L63 124ZM136 122V123H135ZM156 122H157V124H156ZM164 122H166V123H164ZM43 123V124H42ZM71 123V124H70ZM165 125H164V124ZM173 125H172V124ZM195 123H197V124H195ZM73 124V125H72ZM90 124V125H89ZM136 124V125H135ZM158 124H160V126L162 125V126H164V128L161 126L160 128H159V125ZM195 124V125H194ZM47 125V126H46ZM62 125H64V126H62ZM88 127H87V126ZM92 125V126H91ZM138 125V126H137ZM143 125V126H142ZM73 126V127H72ZM75 126V127H74ZM82 126V127H81ZM83 126H84V128H83ZM147 128H146V127ZM172 126H174V127H172L173 129H171V127ZM196 128H195V127ZM60 127L61 128H66V127H68V129L69 130H72V132L73 133H71L70 135L72 136V137H74V138H70L71 136L70 135H66L63 139H62V137H59V138H57V140L53 137V135H55L54 133H55V130H56V132H57V130L58 129H60ZM71 127V128H70ZM79 127V128H78ZM81 127V128H80ZM90 127V128H89ZM143 127V128H142ZM149 127H152L151 128V130L149 129ZM166 127V128H165ZM169 127V128H168ZM193 127V128H192ZM64 128V129H65ZM73 128H75L74 130H73ZM134 128V129H133ZM148 129V130H145V129ZM50 129V130H49ZM53 129H55L53 132L51 131V130H53ZM67 129V128H66ZM80 130L81 129V131H78V130ZM88 129V130H87ZM90 129V130H89ZM103 129V130H102ZM106 130V128H101V129H99V130H97V131H101L102 133H104V131ZM142 129V130H141ZM154 129V130H153ZM159 129H160V131H159ZM165 129H167V130H165ZM247 131V133H246V131ZM46 130V131H45ZM51 131V133L52 134H50V132L49 131ZM93 130V131H92ZM143 130H145V131H143ZM169 130V131H168ZM251 130H253L252 132H251ZM75 131V132H74ZM92 131V132H91ZM152 131V132H151ZM153 131H156V133L154 132L153 133ZM159 131V132H158ZM172 131V132H171ZM177 131V132H176ZM188 131V132H187ZM240 131V132H239ZM245 131V132H244ZM21 134H20V133ZM77 132V133H76ZM80 132V133H79ZM82 132H83V134H82ZM91 132V133H90ZM151 132V133H150ZM160 132H163L162 134L160 133ZM176 132V133H175ZM238 132L240 133V134H238ZM17 133V134H16ZM45 133V134H44ZM76 133V134H75ZM167 133V134H166ZM168 133H169V135H168ZM176 135V134H178L177 136H175L174 134ZM236 133V134H235ZM254 134V135H257V134ZM48 134V135H47ZM74 134H75V136H79V137H81V138H79L78 136H77V139H76V137L74 136ZM80 134H82V135H80ZM88 134V135H87ZM92 136L91 138H90V135ZM128 134V133H127ZM138 134H140V135H138ZM153 135V136H155V137H157V139L155 138V137H152V136H150V135ZM157 134V135H156ZM159 134H160V136H159ZM173 134V135H172ZM250 134V135H251ZM12 135V136H11ZM17 135V136H16ZM18 135H20L19 137H18ZM48 136V137H45V136ZM88 136V138L86 137L85 138V136ZM100 135H102V134H100ZM143 135L144 136H146L147 135V137H144L143 138ZM149 135V136H148ZM195 135V134H194ZM236 135V136H235ZM51 136H52V138L54 139H52L51 138ZM162 136V137H161ZM167 136H169V137H166ZM173 136V137H172ZM175 136V137H174ZM180 136V135H179ZM178 136V137H179ZM180 136V137H181ZM10 137H12V138H10ZM17 137H18V139H17ZM69 137V138H68ZM141 137V138H140ZM149 137H151V138H149ZM160 137V138H159ZM232 137H233V139H232ZM42 138V139H41ZM51 138V139H50ZM60 138L62 139V140H60ZM82 138H83V140H82ZM85 138V139H84ZM90 138V141H92L93 140V142H90V141H88V139ZM96 138V139H95ZM143 138V139H142ZM153 138V139H152ZM242 138V139H241ZM49 139H50V141H51V143L53 142V144L55 145H51V143H50V141H49ZM71 140V141H69V140ZM75 139V140H74ZM95 139V140H94ZM140 139V140H139ZM159 139H161V140H159ZM194 139V138H193ZM193 139H191V141L193 140ZM239 139V140H238ZM9 140H11V142H9ZM20 140V141H19ZM41 140V141H40ZM43 140V141H42ZM77 140V141H76ZM86 140H87V142H86ZM136 140V141H135ZM151 140H154V141H156V142H152ZM8 141V142H7ZM16 141V142H15ZM44 141H46V142H44ZM48 141V142H47ZM60 141V142H59ZM95 141V142H94ZM96 141H97V143H96ZM17 142H18V145H17ZM43 142V143H42ZM57 142V143H56ZM65 142H67V143H65ZM78 142H80V143H78ZM85 144H88V145H86V147H88V148H86L85 147V145H84V143ZM91 144H89V143ZM151 142V143H150ZM163 143H164V141H162ZM232 142V143H231ZM237 142V143H236ZM242 142V143H241ZM259 142V141H258ZM20 143V144H19ZM21 143H23V144H21ZM45 143V144H44ZM58 143H60V144H58ZM71 143V144H70ZM78 143V144H77ZM13 144V145H12ZM49 144H50V146H49ZM62 144H63V146H62ZM65 144V145H64ZM67 144H70V145H67ZM75 144V145H74ZM79 144H82V145H84V147L82 148V150L83 149H85L84 151H80L79 153H77L76 154V156H74V155H71V152H69L73 147V149L75 150V148L77 147V146H79ZM93 144V145H92ZM156 144V145H155ZM165 144V143H164ZM242 144V145H241ZM21 145H22V148L23 149H20L21 148ZM27 145V146H26ZM46 147H45V146ZM57 145V146H56ZM81 145V146H82ZM127 147H125V146ZM129 145V144H128ZM150 145V146H151ZM218 145V144H217ZM14 146V147H13ZM16 146H18V147H16ZM24 146V147H23ZM25 146H26V148H25ZM68 147V148H66V147ZM94 146H96L95 148H94ZM48 147V148H47ZM50 147V148H49ZM54 147V148H53ZM61 147H63V148H65V149H61ZM72 147V148H71ZM80 147V146H79ZM79 147H77V148H79ZM124 147V148H123ZM152 147V146H151ZM214 147V148H213ZM215 147H216V149H215ZM227 147V148H226ZM230 147H232L231 149H230ZM240 149H239V148ZM101 148V149H100ZM234 148V149H233ZM16 149H17V151H16ZM45 149H47V150H49V151H45ZM53 149V150H52ZM59 149H61V150H59ZM89 149H90V153L88 152L89 151ZM96 149V150H95ZM98 149V150H97ZM124 149H125V151H124ZM10 150V151H9ZM24 150V151H23ZM25 150H26V152H25ZM57 150H59V151H57ZM93 150H94V152H93ZM128 150H130L129 152H128ZM230 150V151H229ZM3 151V152H2ZM57 151V152H56ZM66 152V153H64V155H63V152ZM71 151H73V150H71ZM127 151V152H126ZM216 151V152H215ZM227 151V152H226ZM15 152V153H14ZM16 152H18L19 153V157H20V153H21V158H19L18 157V153H16ZM24 152V153H23ZM46 152V153H45ZM52 152V153H51ZM60 152V153H59ZM62 152V153H61ZM69 152V153H68ZM93 152V157L91 156L92 153ZM225 152V153H224ZM48 153V154H47ZM55 153V154H54ZM82 153V154H81ZM84 153H85V155H84ZM86 153H88V154H86ZM216 155H215V154ZM229 153V154H228ZM17 156H16V155ZM57 154V155H56ZM67 154V155H66ZM90 154V155H89ZM95 154V155H94ZM124 154V155H125ZM8 155L10 156L11 155V157H12V155H14V157L13 158H16V160L17 161H19L18 159H21V161H19L17 164V166H15V167H13L12 165H11V159L12 158H10V157H8ZM25 155V156H24ZM62 155V156H61ZM66 155V156H65ZM79 155H84V157L83 156H80L79 157ZM126 155H125V158H124V162L126 163H124V164H122V166H118V167H116V168H114L113 167V165H112V163L111 162H109L108 164L109 165H106V166H104V169L102 168V171L100 172V173H102V175L105 177V178H107L108 180H113V181H115V180H117V178H115V177H117L118 175V177L120 178V176H121V174L123 175V176H121V178L123 177L124 178V176L127 178V177H129V175L128 174H130V172L131 171H133V169L136 167V169H134V171L132 172V176L135 174L134 172H137L138 171V169L141 167V165H142V163H140V162H138L136 165H133L132 163H129L127 160H128V157L126 158ZM226 155H229V157L228 156H226ZM16 156V157H15ZM64 156H65V158H64ZM68 156V157H67ZM90 158H89V157ZM180 156V155H179ZM208 156H210L209 158H208ZM213 156L215 157V159L213 158ZM227 158H226V157ZM7 157V158H6ZM23 157H25L24 159H23ZM70 157H71V159L72 160H74V161H72V160H70ZM77 159H75V158ZM81 157H83V158H81ZM88 157V158H87ZM99 157V158H98ZM242 157V156H241ZM41 158V159H40ZM64 158V159H63ZM66 158H68V159H66ZM87 158V159H86ZM97 160H96V159ZM177 158H180V157H176V156H173L171 159L172 160H169V169L168 170H166V171H162V170H159L160 172H161V174H157V173H159V172H156V171H158V169L157 168H159L158 166L157 167H154V170L152 169V175H155V176H153L154 178H151L152 177V175L148 178V180H149V182H150V179L151 180H153V181H155V182H153V181H151L150 183L148 182V180H146V181H142V180H139L140 179V176H138L137 177V180H134L133 181V183H131V185L129 186H127V185H125V187H124V189H125V196H124V198H126V199H129V203H128V207L130 208L131 207V209H133L135 206H138V204L140 203H142L140 206H143V205H148V203H149V200H150V203H149V207L150 208H155V210H159L160 208H161V212H160V217H158L157 215V217H153V218H151L150 219V221L151 222H149V220H147L148 221V223L146 222V219L144 220L143 218H141V217H144V215L146 214V213H142V212H136L135 214L137 215V216H135V221H134V228L135 229H131V230H129V232L130 233H128L129 234V236L126 238V236L127 235H125L124 234V232H123V234H122V232H121V234H120V232L117 234V233H112V232H110L109 231V229L108 228H106V227H103V229H102V226L100 225V224H98L96 221H94L93 223L95 224V226H94V224L93 223H90V224H92V225H90L91 227H92V229H95L94 231H99V232H102V231H105V234L106 235H108V236H106L105 235V238L107 237L108 239H106V242H105V244L104 243H101V244H97V245H95V246H93V247H91L93 250H92V252H91V248H87L88 246H82V247H80V246H77L76 248H75V245H73V248L75 249V250H73V253H72V255H71V258H70V261L69 262H66V264H87V262H88V264H93V262L95 263H98V264H100V263H102L104 260V262H108L109 260H107V258H109V256H110V252H111V250H116V247L117 248H120V246H123L122 244H124V243H126L128 240H135V241H137V243H140V244H136L135 245V247L134 246H132L131 248H130V250H131V252L130 253H132L131 254V256L133 257L132 259H133V262L131 263V264H134V261H136L135 262V264H143V262H144V260H145V257H143V256H146L147 255V253H149V252H153L154 251V249L156 250L157 248L159 249V248H163L162 247V245L164 246V248H165V246H166V248L167 249H169L170 247H171V241H172V243H173V239L175 240V239H178V237L179 236H177V235H175L174 236V233H173V230L170 228V227H168V230H167V226L169 225V222L170 221H168V220H171V219H173L177 214H179L180 212H185L186 210V208H189L190 206H189V203H188V201L185 199V198H181L178 202H176V203H174L175 201H171V200H169L168 199V197L166 198L165 196L163 197V195H160V192H162L163 193V191H160V190H162V188L164 187V184L163 183H165L166 181H167V179H169L170 178V176H175L177 173H178V171L180 170V167H182L181 166V160H182V158H180V159H178L177 160ZM208 160H207V159ZM211 158V159H210ZM218 160H217V159ZM220 158V159H219ZM221 158H223V159H221ZM225 158V159H224ZM230 158H231V160H230ZM83 159V160H82ZM175 161H174V160ZM242 161H243V158H240ZM1 160H3V162L1 161ZM65 160V161H64ZM86 160V161H85ZM89 160H90V163H87V162H89ZM214 161V163H213V161ZM231 162H230V161ZM6 161V163H4ZM35 161H37V162H35ZM42 161V162H41ZM64 161V162H63ZM67 161H68V163H67ZM72 161V162H71ZM78 161V162H77ZM80 161V162H79ZM85 163H84V162ZM92 161V162H91ZM93 161L95 162V163H93ZM170 161H171V163H170ZM177 161V162H176ZM219 161V162H218ZM23 162V166L24 167H26V168H24V169H17V171H16V168H18V167H20V164ZM28 162V163H27ZM41 162V163H40ZM71 164H70V163ZM75 162V163H74ZM172 162H173V164H172ZM176 162V163H175ZM207 162V163H206ZM212 162V163H211ZM26 163V164H25ZM40 163V164H39ZM43 163V164H42ZM61 163V164H60ZM68 164L69 166H70V168H72V169H70L69 168V166H65V164ZM74 163V164H73ZM79 163V164H78ZM81 163V164H80ZM84 163V164H83ZM92 163V164H91ZM5 164H6V166H5ZM7 164H8V166H7ZM28 164V165H27ZM30 164V165H29ZM32 164V165H31ZM39 164V165H38ZM66 164V165H67ZM88 164H91L90 166L88 165ZM130 164V165H129ZM175 164V165H174ZM177 164V165H176ZM178 164H179V166H178ZM209 164V165H208ZM243 164H245V162L243 161ZM45 165V166H44ZM46 165H47V167H48V165H49V167L47 168L46 167ZM60 167H59V166ZM62 165H63V167H62ZM72 165V166H71ZM76 165V166H75ZM80 165V166H79ZM86 167H85V166ZM89 167H88V166ZM125 167H124V166ZM132 165V166H131ZM174 165V166H173ZM203 165V166H202ZM213 165V166H212ZM34 166V167H33ZM57 166V167H56ZM79 168H78V167ZM82 166H84V167H82ZM112 166V167H111ZM134 166V167H133ZM171 166V167H170ZM173 166V167H172ZM178 166V167H177ZM208 166V167H207ZM11 167V168H10ZM29 167V168H28ZM38 167V168H37ZM42 168V170H40L39 171V168ZM55 167V168H54ZM75 167V168H74ZM93 167V168H92ZM106 167V168H105ZM110 169H109V168ZM175 167V168H174ZM177 167V168H176ZM204 167H205V169H204ZM207 167V168H206ZM12 168H14V169H12ZM40 168V169H41ZM54 168V169H53ZM62 168V169H61ZM63 168H65V169H63ZM68 168L70 169V170H68ZM80 168H81V170H80ZM112 168V169H111ZM128 168V169H127ZM138 168V169H137ZM248 168V172L250 173L249 175H247L245 178V183H247L248 182V184H246V185H251V183L253 184V182H255L253 185H257V184H259L260 182H261V177H260V175L261 174H259V170H258V174H254V173H257L256 171V169L255 170H253V168H251V169H249V167H247ZM246 167H245V170L247 169ZM47 170V172H49V177H47V175L46 176H42L41 177V175H42V171H45L46 172V170ZM51 169V170H50ZM73 169L75 170L74 171V173H72L73 172ZM126 171H125V170ZM132 169V170H131ZM172 169V170H171ZM209 171H208V170ZM8 170V171H7ZM13 170V171H12ZM54 172H53V171ZM63 170H65V171H67V172H65V171H63ZM131 170V171H130ZM136 170V171H135ZM170 170V172H167V171H169ZM174 170V171H173ZM217 170V171H216ZM252 170V171H251ZM7 171V172H6ZM25 171H28L27 173L25 172ZM60 171V173H58V172ZM64 173H63V172ZM77 171V172H76ZM80 171V172H79ZM87 171V172H86ZM125 171V172H124ZM177 171V172H176ZM203 171H204V173L205 174H207V175H202V173H203ZM208 171V172H207ZM211 171V172H210ZM14 172V174H11V173H13ZM53 172V174H51ZM104 172V173H103ZM127 172V175L125 174ZM129 172V173H128ZM156 172V173H155ZM164 172V173H163ZM218 172V173H217ZM252 172V173H251ZM33 173H35V176H34V174ZM41 173V174H40ZM56 175H55V174ZM63 173V174H62ZM66 173V174H65ZM78 173H79V175H78ZM121 173V174H120ZM155 173V174H154ZM167 175H166V174ZM174 173V174H173ZM216 173V174H215ZM221 173V174H220ZM262 173H264V170H263V172ZM11 174V175H10ZM61 174V175H60ZM81 174V175H80ZM83 174V175H82ZM164 174V177L162 176ZM173 174V175H172ZM208 174H210L209 176H208ZM220 176H219V175ZM40 175V176H39ZM50 175H51V177H50ZM54 175V176H53ZM59 175L61 176V177H59ZM117 175V176H116ZM159 175V176H158ZM168 175H170V176H168ZM254 175L256 176V177H254ZM259 175V176H258ZM264 175V174H263ZM53 176V177H52ZM57 176V177H56ZM67 176V177H66ZM79 176H80V178H79ZM156 176H158V178L156 177ZM168 177V178H166V177ZM202 176V177H201ZM215 176V177H214ZM218 176L220 177V178H218ZM258 176V177H257ZM38 177H40V178H38ZM55 177V178H54ZM63 177V178H62ZM72 177H75V179L74 178H72ZM78 177V178H77ZM212 178V180L213 181H211V178ZM249 177V178H248ZM252 177V178H251ZM57 178H59V179H57ZM62 178V179H61ZM113 178V179H112ZM114 178H115V180H114ZM118 178V179H119ZM120 178V179H121ZM206 178V179H205ZM218 178V179H217ZM251 178V179H250ZM259 178V179H258ZM50 179V180H49ZM77 179H79L78 181H77ZM164 179V180H163ZM201 179H202V181H201ZM209 179V180H208ZM217 179V180H216ZM254 179V180H253ZM256 179V180H255ZM48 180V181H47ZM54 180H58V181H54ZM69 180V182H67ZM139 180V181H138ZM158 180V181H157ZM162 180V181H161ZM208 180V181H207ZM253 180V181H252ZM42 181V182H41ZM65 181V182H64ZM72 181V182H71ZM137 181V182H136ZM165 181V182H164ZM247 181V182H246ZM44 182V183H43ZM148 182V183H147ZM153 182V183H152ZM60 183V184H59ZM67 183V184H66ZM136 183V184H135ZM143 183H145L144 185H143ZM257 183V184H256ZM54 184V185H55ZM126 184H129L128 182L126 183ZM134 184V185H133ZM148 184V185H147ZM153 184V185H152ZM69 187H68V186ZM76 185V184H75ZM136 185V186H135ZM155 185V186H154ZM157 185V186H156ZM161 185V186H160ZM236 185H238V184H236ZM135 186V187H134ZM160 186V188H158ZM163 186V187H162ZM162 187V188H161ZM236 187V186H235ZM128 188V189H127ZM136 188H138L137 190H135ZM152 188H153V190H152ZM239 188V189H238ZM249 188V187H248ZM248 188H246V189H244V191H243V189H242V186L240 187V185L239 186H237L236 187V191L238 192V197H242V198H240L241 200H243V199H245V198H243V197H245L246 196V193L248 192ZM127 189V190H126ZM140 189V190H139ZM155 189V190H154ZM241 189V190H240ZM128 190H130V192L132 193V194H130V192H127ZM152 190V192H150ZM157 191V192H156ZM158 191H159V193H158ZM242 191V192H241ZM246 191V192H245ZM135 192H137V193H135ZM154 193V194H153ZM161 193V194H162ZM242 193V194H241ZM131 195V196H130ZM147 195H148V197H147ZM156 195V196H155ZM240 195V196H239ZM244 195V196H243ZM128 196H129V198H128ZM142 196H144V197H142ZM151 196V197H150ZM160 196V197H159ZM147 197V198H146ZM154 197H156L157 198V200L159 201H157ZM152 198V199H151ZM159 198V199H158ZM163 198V200L166 198V201H162L161 199ZM200 198V199H199ZM134 199V200H133ZM138 199H140V201L138 200ZM146 199V200H145ZM195 199H198L199 201L202 199V201H197V200H195ZM195 205H196V208H200L201 206L200 205H203V203H204V197H198L197 198V196L195 197ZM239 199V200H240ZM162 202H161V201ZM183 200L185 201V202H183ZM137 201V202H136ZM148 201V202H147ZM154 201V202H153ZM169 201V202H168ZM136 202V203H135ZM168 202V203H167ZM172 204H171V203ZM196 202L198 203V204H196ZM238 202H240V203H242V201H238ZM134 203H135V205H134ZM151 203H153V204H151ZM159 203V204H158ZM164 203H165V206H164ZM186 203V204H185ZM199 203H200V205H199ZM239 203V204H240ZM247 203H249V202H247ZM155 204V205H154ZM173 204H175V205H173ZM180 204H182V205H179ZM151 205V206H150ZM154 207H153V206ZM163 205V206H162ZM178 205V207H176ZM198 205V206H197ZM243 205V207L241 206H239L238 208L239 209H237V212L235 213V214H237V215H235V216H237V217H235V216H230V215H226L227 217H229V218H227L226 216L224 217V222H229L230 220H231V222H232V220L235 222V220H236V222L234 223V222H229V223H227V227L225 228V226H221V227H219V228H216V229H218V230H215V228H213L212 230L214 231H209L207 234L208 235H206V239L209 241H207V243H208V245L210 246V257L212 258H217V257H219L220 256V253H221V250H223L224 248L225 249H227V248H229V247H234V246H237V247H239V249L241 250L240 251V253H239V257L235 260L236 262L235 263H237V264H242L245 260H247V261H245L243 264H257L259 261H260V259H262V258H260L263 254H264V251L262 250V252H260V251H258L257 249H256V247L254 246V245H252V247H251V244H243V241H244V243L246 242H249L248 241V237L246 236V234H245V231H246V229L249 227V225H250V228H248V229H251V228H255V226H256V221H255V218L254 217H251V216H248L247 217V215H249L248 213H250L249 212V210H250V204H242ZM155 206H157V207H155ZM159 206V207H158ZM181 206L183 207L182 209H181ZM184 206H186V207H184ZM246 206V207H245ZM146 207H148V206H146ZM163 207V208H162ZM175 207V209H173ZM230 208L231 206H227V208ZM158 208V209H157ZM244 208H245V210H244ZM164 211H163V210ZM166 209V210H165ZM181 209V210H180ZM184 209V210H183ZM231 209V208H230ZM241 209V213L239 212L238 213V211ZM243 209V210H242ZM247 209V210H246ZM19 210H21L19 213H18V211L17 212H15V213H11L10 214V216L7 218V224H10L13 220H16L17 218V220H21L22 219V217H23V220L25 221V223H33V224H30L29 226H30V228L31 229H33V230H31L32 231V233H34L33 235H34V238H36L37 237V235H38V240H39V238H40V241L42 242V246H33V245H30V247H27V249H26V254H25V257H24V259H25V264L26 263H28L29 264V262H30V260L32 259V258H34V257H36V256H38V255H41L42 253H44V252H47L48 250H47V246H48V241H49V239H50V235H48V233L49 232H47V231H49V229H48V227H46L45 225H43V224H41L40 223V221H37L36 223H34L35 222V220H38L37 219V217H35V216H38V213H40L41 211L39 210L38 211V209H35L33 212H31V213H29L27 216H26V213L22 210V209H19ZM183 210V211H182ZM180 211V212H179ZM243 211V212H242ZM170 212V213H169ZM175 212V213H174ZM246 212V213H245ZM21 213H23V215L24 216H26V217H24L23 215L21 216V215H19V214H21ZM25 213V214H24ZM33 213V214H32ZM139 215H138V214ZM143 215H142V214ZM247 214V215H245V214ZM13 214V215H12ZM35 214V215H34ZM50 214V213H49ZM174 214V215H173ZM176 214V215H175ZM196 214V215H195ZM242 214V215H241ZM32 215V216H31ZM34 215V216H33ZM159 215V214H158ZM240 217H239V216ZM12 216H14V217H12ZM16 216V217H15ZM48 216H50V215H47V217ZM141 216V217H140ZM164 216H166L165 218H164ZM170 216V217H169ZM173 216V217H172ZM192 216V217H191ZM195 216V217H194ZM241 216H242V218H241ZM243 216H246V217H244L243 218ZM13 219H12V218ZM28 217V218H27ZM138 217H139V219H138ZM200 216H198V213H196V212H194L193 214H191L188 218H185L184 219V221H183V226H185L184 228L186 229V230H195V231H198V228L200 227V229H201V226H202V221H203V217H200ZM232 219H231V218ZM235 217V218H234ZM250 217V218H249ZM15 218V219H14ZM19 218H21V219H19ZM36 218V219H35ZM74 218V217H73ZM76 218V217H75ZM154 218H155V220H154ZM162 218V219H161ZM171 218V219H170ZM189 218H193L192 220L194 221H192L191 219H189ZM234 218V219H233ZM242 220H241V219ZM248 220H247V219ZM254 218V219H253ZM26 219V220H25ZM28 219V220H27ZM30 219H32V221H30ZM35 219V220H34ZM158 219V221H159V223H158V221L156 222V220ZM160 219V220H159ZM187 219V220H186ZM200 219V220H199ZM251 219H252V221H251ZM154 220V221H153ZM23 221V222H24ZM28 221V222H27ZM139 221V222H138ZM166 221V222H165ZM188 221V222H187ZM191 221V222H190ZM201 221V222H200ZM254 221V222H253ZM40 223V225H39V223ZM136 222H137V224H136ZM144 222V223H143ZM165 224H164V223ZM187 222V223H186ZM190 222V223H189ZM240 222V223H239ZM249 222H250V224H249ZM24 223V225H26ZM38 223V224H37ZM141 223V224H140ZM162 223V224H161ZM168 223V224H167ZM186 223V224H185ZM198 223H200L199 225H198ZM234 223V224H233ZM242 223H245V224H242ZM248 223V224H247ZM34 224H37V225H34ZM99 226H98V225ZM143 224V225H142ZM145 224H147L146 225V227H145ZM148 224H149V226H148ZM158 224H160V225H158ZM41 225H43V227H41ZM137 225V226H136ZM138 225H140V226H138ZM156 225V227H154V226ZM158 225V226H157ZM192 225V226H191ZM197 225V226H196ZM233 227H232V226ZM236 225V226H235ZM244 225V226H243ZM247 225V226H246ZM253 227H252V226ZM35 226V227H34ZM46 228H45V227ZM144 226V227H143ZM148 226V227H147ZM153 226V227H152ZM163 226V227H162ZM165 226H166V228H165ZM242 226V227H241ZM246 226V227H245ZM5 227V225L2 227V228H4ZM33 227V228H32ZM40 227V228H39ZM101 229H100V228ZM139 229H138V228ZM140 227H142V229H140ZM196 227V228H195ZM241 227V228H240ZM244 227H245V229H244ZM43 228V229H42ZM98 228H99V230H98ZM106 228V229H105ZM143 228H144V230H143ZM145 228H147V229H145ZM157 228V229H156ZM161 228V229H160ZM169 228H170V230H169ZM188 228V229H187ZM192 228V229H191ZM245 230H243V229ZM37 229V230H36ZM44 229H46V230H44ZM48 229V230H47ZM197 229V230H196ZM199 229V230H200ZM222 229V230H221ZM228 229V230H227ZM241 229V230H240ZM247 229V230H248ZM134 230V231H133ZM138 230V231H137ZM163 230H165V231H163ZM192 230V231H193ZM219 230H220V233H219ZM243 230V231H242ZM45 233H44V232ZM132 231V232H131ZM141 233H144V234H146V232H147V234L148 233H150V234H146V236L148 237V239L146 238V236L144 235V234H141L140 235V232ZM144 231V232H143ZM158 231H161V232H158ZM167 231H169V232H167ZM222 231V232H221ZM224 231V232H223ZM39 232V233H38ZM108 232H109V234H110V236H109V234H108ZM229 232H230V234L233 236H231L230 234H229ZM240 232V234H238ZM243 232V233H242ZM42 233H43V236H42ZM135 233V234H134ZM158 233H159V235H158ZM167 233V234H166ZM169 233V234H168ZM170 233H171V235H170ZM222 233V234H221ZM225 233V234H224ZM229 235H228V234ZM242 233V234H241ZM262 233H264V231L262 232ZM116 234L117 235H119V236H117L116 237ZM134 234V235H133ZM138 234V235H137ZM218 234H221V235H219V236H217ZM244 234V236H245V238L243 237V236H240V235H243ZM36 235V236H35ZM46 235V236H45ZM48 235V236H47ZM121 235V236H120ZM131 235H133V236H131ZM144 235V236H143ZM154 235V236H153ZM156 235V236H155ZM168 235V236H167ZM170 235V236H169ZM210 235H211V237H210ZM224 235H225V237H224ZM228 235V236H227ZM238 237H237V236ZM260 235V234H259ZM262 235V236H261ZM260 235V237H261V239H263V237H264V234H261ZM19 240L22 242V241H24L25 239L23 238V239H21L22 238V234L20 233L19 234ZM135 236V237H134ZM137 236H139V237H137ZM144 237V238H142V237ZM166 236V237H165ZM173 236H174V238H173ZM214 236H216L215 238H214ZM222 236V237H221ZM112 237V238H111ZM114 237V238H113ZM124 237H125V239H124ZM149 237H151V238H149ZM213 237V238H212ZM219 237V238H218ZM231 237V238H230ZM237 237V238H236ZM247 237V238H246ZM47 238V240H45ZM111 238V239H110ZM115 238H117L116 240H115ZM121 238L122 239H124V241L122 240V241H120L121 240ZM128 238H131V239H128ZM134 238H136V239H134ZM156 238V239H155ZM159 240H158V239ZM165 239V240H162V239ZM169 238V239H168ZM227 238V239H226ZM230 238V239H229ZM235 238H236V240H235ZM42 239V240H41ZM45 241H44V240ZM141 239V241H139ZM142 239H144V243L146 244V245H144V243L142 242ZM145 239L147 240L146 242H145ZM152 239H154L153 240V242H151V240ZM210 239H211V241H210ZM220 239H222L223 240V243H221L222 242V240L220 241ZM232 239V240H231ZM240 239V240H239ZM246 241H245V240ZM112 241V242H110V245L108 244V242L109 241ZM155 240H156V242H155ZM161 240H162V242H161ZM171 240V241H170ZM225 240V241H224ZM231 240L233 243H231V242H229V241ZM149 241V242H148ZM159 241V242H158ZM215 241V242H214ZM218 241V242H217ZM235 241V242H234ZM240 241V242H239ZM45 243V245H44V243ZM154 242H155V244H154ZM170 242V243H169ZM214 242V243H213ZM226 242V243H225ZM236 242H237V244H236ZM112 243H114V244H112ZM116 243V244H115ZM153 243V244H152ZM169 243V244H168ZM229 245H228V244ZM242 243V244H241ZM117 244H119L118 246H117ZM147 244H148V247H147ZM166 244V245H165ZM211 244H212V247H211ZM213 244H214V246H213ZM221 244V246L219 247V245ZM232 244V245H231ZM236 244V245H235ZM103 245H104V247L106 248H104L103 247ZM106 245V246H105ZM144 245V246H143ZM154 245V246H153ZM168 245H170V246H168ZM223 245H225V246H223ZM227 245V246H226ZM231 245V246H230ZM234 245V246H233ZM243 245V246H242ZM246 245V246H245ZM110 246V247H109ZM139 246H141L140 248H138ZM153 246V247H152ZM156 246H158V247H156ZM31 247H33V248H31ZM37 247H38V249H37ZM41 247L43 248V249H41ZM97 247H98V249H97ZM100 247V248H99ZM109 247V248H108ZM134 247V248H133ZM142 247H144V249L142 248ZM221 247H223V248H221ZM242 247H244V248H242ZM255 247V248H254ZM40 248V249H39ZM103 248V249H102ZM219 248H220V250H219ZM250 248V249H249ZM252 248V249H251ZM46 249V250H45ZM94 249L96 250L95 251V253H94ZM104 249H105V251H104ZM111 249V250H110ZM148 249V250H147ZM214 249V250H213ZM244 249H246V251H244ZM39 250L41 251L40 253H39ZM88 250V251H87ZM133 250V251H132ZM144 250V251H143ZM146 250V251H145ZM217 250V251H216ZM255 251V250H257L258 252H256L257 253V255H256V253H251L250 254V252H252V251ZM27 251H28V253H27ZM37 251V252H36ZM86 251V252H85ZM136 251L138 252V253H136ZM214 253H213V252ZM220 253H219V252ZM30 252V253H29ZM88 252V253H87ZM97 252V253H96ZM110 254H109V253ZM144 252V253H143ZM146 252V253H145ZM248 252V253H247ZM260 252V253H259ZM25 253V252H24ZM35 253V254H34ZM84 253V254H83ZM219 255H218V254ZM242 253L244 254V255H242ZM247 255H246V254ZM86 254H90V256L89 255H86ZM104 254H106V256L104 255ZM137 254V255H136ZM214 254H216L215 256H212V255H214ZM253 254H254V256H253ZM80 255H82V256H80ZM88 257L89 256V259L86 257V256ZM199 256L200 255V252H197L196 253V256ZM251 255L254 257V259H253V257H251ZM258 255H260V256H258ZM73 256V257H72ZM78 256V257H77ZM93 256V257H92ZM102 256V257H101ZM134 256H136V257H134ZM198 256L196 257V258H198ZM243 256V257H242ZM28 257V258H27ZM29 257H30V259H29ZM85 257V258H84ZM137 257H138V259H137ZM209 257V258H210ZM221 257V256H220ZM219 257V258H220ZM245 257H247V259L245 258ZM256 257V258H255ZM263 257V256H262ZM81 258V259H80ZM92 258V259H91ZM97 258V259H96ZM99 258V259H98ZM135 258V259H134ZM239 258H241L240 259V261H239ZM251 258V259H250ZM81 261H80V260ZM86 259V260H85ZM140 259V260H139ZM218 259V258H217ZM257 261H256V260ZM89 260V261H88ZM97 260H99V261H97ZM100 260H101V262H100ZM175 259H164V260H161V261H158V262H162L161 264H175V261H174ZM196 260V259H195ZM243 260V261H242ZM255 260V261H254ZM259 260V261H258ZM27 261V262H26ZM80 261V262H79ZM83 261V262H82ZM86 261V262H85ZM139 261V262H138ZM141 261V262H140ZM171 261H174V262H171ZM249 261V262H248ZM252 261V262H251ZM91 262V263H90ZM157 262V263H158ZM195 262L196 261H193L191 264H195ZM239 262H242V263H239ZM255 262V263H254ZM257 262V263H256ZM128 264H130V262H127ZM126 263V264H127ZM156 263V264H157ZM159 263V264H160Z\"/></svg>",
  "mask_w": 264,
  "mask_h": 264
}]
</instances>
